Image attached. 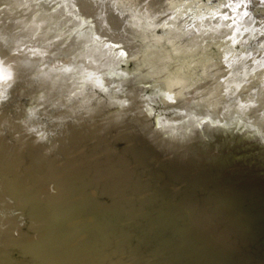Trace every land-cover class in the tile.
Returning a JSON list of instances; mask_svg holds the SVG:
<instances>
[{"label": "bare ground", "instance_id": "bare-ground-1", "mask_svg": "<svg viewBox=\"0 0 264 264\" xmlns=\"http://www.w3.org/2000/svg\"><path fill=\"white\" fill-rule=\"evenodd\" d=\"M36 1H38V0H36ZM41 1V0H40ZM46 2H48V0H45ZM51 1V0H50ZM53 1V0H52ZM199 0H193V2H191V1H187V0H64V4H63V7H61V8H59L58 6V8L59 9H52V10H48V9H46V10H48V11H43V10H41V8H43L44 9V5L43 6H41V4L42 3H39L40 4V6H39V4H38V6L37 5H34L33 3L35 2V0L33 1V0H0V16L2 17V20L1 21H4L5 23H6V25L8 26V27H11V30H9V32H10V34H9V36H7V37H9L10 39H11V41L10 42H8V41H5L6 40V38L7 37H5V38H3V37H0V38H2L3 40H4V42L3 43H1V39H0V86L1 85H6V84H9V85H13V87H15V90H16V88L18 89H20L19 91L20 92H18V96L20 97V95L22 96V95H27V96H29V98H30V103L32 102L33 103V101L34 102H36V99H37V101L38 100H40L39 98H36V99H34L35 98V96H34V94L35 93H38V94H42V95H40V96H42V98H41V102H39V104L40 103H46V104H48L47 105V108L50 106L49 104H51V102L53 101V100H51L53 97H51V99H47V101L48 100H51L50 101V103H47L46 102V100L45 101H42V99H45V98H43L45 95H46V93H44V92H41L40 93V91H43V90H46L45 88H47L46 86H48L51 82H54V84H55V88H56V86L59 88H62V90H63V93L64 94H68L69 93V96L70 97H72L73 98V96H75L76 95V97H78V96H81V95H83L84 93H87V88H86V86H84L85 85V83L84 82H86V81H84L83 83L84 84H80V83H78L80 80H78L80 77V75H84L86 72H88L87 71V68L85 69L86 71H84V72H81L82 71V68H83V70H84V68L86 67H83V66H81L80 68H81V70L79 69V66H78V69L80 70L79 72H81V73H78L79 75H75L74 77H72L71 75L69 76V69L68 68H70V66L72 65L73 66V62H77V61H74L73 59L71 60V59H60V61L59 60H55V57H53V56H49L48 58H51V59H53V63L51 64L52 66H50L49 68H45V70L44 71H42V73L41 74H39L38 76H31V78H29L30 77V75H32V74H28V70L25 68V70L24 69H22V66H21V68H20V64L24 61V60H29L30 58H28L27 56H30L29 54L31 53V51H28V50H31L33 47H34V45H32V44H30V43H28V42H24V41H19V37H21L22 38V36H21V34H20V31L22 30V29H20V31L18 30V29H16V28H18L15 24H13V22L12 21H14V19H12L13 18V15L15 14V15H18V17L17 18H21L22 19V22H23V24H27L28 22L29 23H34V25L33 26H36V27H43V26H46L47 27V23H57L58 24V26H61L60 28L62 29L63 27L65 28V30L67 29V28H73L75 25H76V27H74L75 28V31L74 32H76L77 34L80 32L79 30L80 29H82V30H84V35L82 36V38H85L88 42H90V45H91V43L94 45H91L92 47H95V49H97V50H99V49H109V50H111V51H117V52H119V53H121V54H123V56H125L129 61H131V63H132V67L130 66V64H127V65H129L128 66V68H126V70H124V72L126 73L125 75L127 76V78H128V80H129V82H131L132 84H134V86L136 87V89H138V90H142L141 92H143V91H146V90H148V92H150V93H155V92H158V91H162V92H165V91H167V90H174V91H185L186 90V92L187 91H196V90H203V89H205V88H207L208 87V89H209V85H211L212 87L213 86H220L223 90H225V92H229V94L231 93V94H238L239 92H242V91H244V92H251L252 93V91H254V88H256L255 89V91L253 92L254 93V99H256L257 101H259L260 102V105H261V108L264 106V17H258V19H256V20H251L250 19V16H251V18H252V15L254 14H250V13H252V10H251V8H250V6H249V4L250 3H252V4H255L256 6H257V8H256V10H258L260 7H262V6H264V0H224L222 3H221V5L219 6V9H210L211 11H212V13H211V11H210V13H194L193 11H194V9H195V7L196 8H198V6H200L201 4H200V2H198ZM33 2V3H32ZM43 2V1H42ZM59 2V1H58ZM201 2H202V0H201ZM44 3V2H43ZM54 3V2H53ZM56 3H57V1H56ZM62 3V2H61ZM200 5H199V4ZM54 6V5H53ZM202 6V5H201ZM46 8V7H45ZM53 8V7H52ZM49 9H50V5H49ZM208 10V9H207ZM209 12V11H208ZM193 13V17H194V19L192 20V22H190V20L188 19V16L190 15V14H192ZM248 14H250V16H248L249 17V21L248 20H246L245 18L247 17V15ZM4 15H7V17H4ZM262 16H264V11L262 12ZM10 17H12V18H10ZM246 21H248V22H246ZM17 23V22H16ZM37 23H40V25H38ZM37 24V25H36ZM19 25V24H18ZM21 25V24H20ZM54 25V24H53ZM56 25V24H55ZM16 26V27H15ZM23 26V25H22ZM28 27V26H27ZM55 27V26H54ZM23 28H24V26H23ZM58 28V27H57ZM56 28V29H57ZM24 30V29H23ZM22 30V32H24L23 33V36H24V34H25V31H23ZM29 30V29H28ZM57 31H59L58 29H57ZM62 32H64L63 30H62ZM36 33V32H35ZM83 33H79L80 35L81 34H83ZM27 34V33H26ZM25 34V35H26ZM61 34V33H60ZM74 36V35H73ZM57 37V36H56ZM61 37H62V35H61ZM66 37V36H65ZM78 37H80V36H78ZM35 38V37H34ZM66 38H68V37H66ZM26 39V38H25ZM65 39V38H64ZM79 39V38H78ZM61 40V39H60ZM68 40V39H67ZM84 40V39H83ZM249 40H251V41H253V42H258V43H260V45H259V47L260 48H262L263 50H257V49H255L254 51H252V52H242V53H238L237 51H236V47H237V45H240V44H244L246 41H249ZM45 41V40H44ZM63 41V40H62ZM76 41V40H75ZM52 42V41H51ZM69 42V41H68ZM67 42V43H68ZM78 42H80V41H78ZM86 42V41H85ZM69 43H71V42H69ZM77 43V42H76ZM34 44V43H33ZM60 44V43H59ZM72 44H75V43H72ZM71 44V45H72ZM78 44V43H77ZM83 44V43H82ZM85 44H87V43H85ZM78 45H80L81 46V44H78ZM88 45H89V43H88ZM57 46V45H56ZM67 46V45H66ZM70 46V45H69ZM68 46V47H69ZM79 46V47H80ZM86 46V45H85ZM212 46L213 47H215V48H217V50L219 51V52H223L224 53V57L223 58H221L219 61H217V62H215V60H213V59H211V60H208L205 56L207 55V54H209V50L212 48ZM51 47H53V46H51ZM76 47V46H75ZM82 47H84V46H81V48ZM71 48V47H70ZM74 48V47H73ZM73 48H71V49H73ZM88 48V47H87ZM86 48V49H87ZM34 49H36V47H34ZM40 49V48H39ZM57 49V48H56ZM69 49V48H68ZM77 51H78V49L77 48H75ZM90 49H92V48H90ZM51 50L52 49H50V53H52L51 52ZM83 50V49H82ZM102 50V51H103ZM38 51V50H37ZM53 51V50H52ZM55 52H56V50H54ZM58 51V50H57ZM69 51V50H68ZM88 51H89V49H88ZM92 51H94L93 49H92ZM114 51H113V53H114ZM40 52H42V51H40ZM75 52V51H74ZM73 52V53H74ZM85 52H86V50H85ZM98 52H100V51H98ZM109 52V51H108ZM91 53V52H90ZM112 53V52H111ZM116 53V52H115ZM108 54V53H107ZM116 54H118V53H116ZM116 54H115V56H116ZM36 55L38 56V55H40V53H39V51H38V53H36ZM58 56V55H57ZM118 56H120V55H118ZM76 57V56H75ZM110 57V56H109ZM111 57H113L112 55H111ZM122 57V56H121ZM193 58V59H195L194 61H196V63H193L192 65L190 64V62L188 63V65L190 64V71L192 70V68L193 67H197L198 68V65L201 67V68H203L202 70H205L204 72H203V74H201V76H197V74L196 75H193L192 73L190 74V71L188 72V73H185L184 71L187 69V67H186V69H184L183 68V66L185 67V65H183V63H185V60H184V62H183V60L182 61H180V63H176L177 61H176V59L177 58H179V59H184V58ZM84 58V57H83ZM107 58V57H106ZM188 58V59H189ZM44 59V58H43ZM112 59V58H111ZM116 59V58H115ZM124 59V62H127V61H125V58H123ZM210 59V58H209ZM83 60V59H82ZM118 60V59H117ZM119 60H120V58H119ZM49 61H50V59H49ZM52 61V60H51ZM81 61V60H80ZM79 61V62H80ZM105 61V60H104ZM187 61V60H186ZM189 61V60H188ZM187 61V62H188ZM111 62V61H110ZM10 63L12 64V66H9L10 65ZM18 63H19V65H18ZM78 63V62H77ZM76 63V64H77ZM103 63V62H102ZM117 63V62H116ZM75 64V63H74ZM75 64V65H76ZM70 65V66H69ZM74 65V66H75ZM77 65H79V64H77ZM175 65V66H174ZM186 65H187V63H186ZM172 66H174V67H176V69H177V71H176V73L174 74V75H170V73H169V71H170V68L172 67ZM76 67V66H75ZM77 68V67H76ZM75 68V69H76ZM112 68V71H116V70H114L113 69V67H111ZM117 68V67H116ZM123 68H125V67H123ZM22 69V70H21ZM71 69H72V67H71ZM91 69V68H90ZM101 69V68H100ZM26 71L27 70V74L29 75H26V76H28V78H26V79H24L23 81H20V82H18V80L17 79H20V77H21V79L23 78V75H25L24 73H22V71ZM123 70V69H122ZM195 70V69H194ZM188 71V70H187ZM186 71V72H187ZM197 71H198V69H197ZM196 71V72H197ZM31 72V71H30ZM94 72V71H93ZM32 73V72H31ZM113 73V72H112ZM90 74V73H89ZM98 74H100V73H98ZM106 74V73H105ZM169 74V77L167 78L166 76ZM103 75V74H102ZM109 75V74H108ZM115 75H116V73H115ZM118 75V74H117ZM25 76V77H26ZM98 76V75H97ZM104 76V75H103ZM112 76V75H111ZM114 76V75H113ZM112 76V77H113ZM112 77H109V80H111L110 78H112ZM101 78H102V76H101ZM205 78H210V79H212V82L211 81H209V83H207L208 82V80L207 79H205ZM82 79V78H81ZM106 79V78H105ZM123 79V78H122ZM159 79V80H158ZM162 79V80H161ZM204 79L205 80H207L206 82L204 81ZM112 80H117V77H116V79H112ZM88 81V80H87ZM94 81V80H93ZM118 81H120V79H118ZM48 82H50L48 85L46 84V83H48ZM82 82V81H81ZM121 82V81H120ZM128 82V83H129ZM86 83H89V82H86ZM111 83V82H110ZM119 83V82H118ZM33 84L35 85V84H37L38 86H37V89H38V92L36 91L37 89L35 88V90H33V91H31V89L29 88V89H26V86L28 87V86H33ZM90 84V83H89ZM114 84H116V83H114ZM255 84H257V86L255 87ZM51 85H53V84H51ZM51 85H50V87H51ZM119 85V84H118ZM123 85V87H124V84H122ZM103 86V85H102ZM129 86V85H128ZM127 86V87H128ZM13 87H12V89H13ZM48 88V89H51V88H53V86L51 87V88ZM89 87H92L90 90H95V86H93V85H88V88ZM108 87V86H107ZM120 87V86H119ZM126 87V86H125ZM130 87V86H129ZM7 88V87H6ZM99 88V87H98ZM214 88V87H213ZM105 89V88H104ZM103 89V90H104ZM125 89V88H124ZM127 89V88H126ZM125 89V90H126ZM215 89V88H214ZM218 89V88H217ZM59 90V89H58ZM61 90V89H60ZM90 90H88V91H90ZM108 90V89H107ZM212 90V89H211ZM221 90V89H220ZM5 91H7V90H5ZM35 91V92H34ZM50 91H52V90H50ZM76 91H77V93H76ZM110 91H111V89H110ZM119 91V90H118ZM128 91H129V89H128ZM137 91V90H136ZM180 91V92H181ZM216 91V90H215ZM219 91V90H218ZM15 92V91H14ZM34 92V94H33V98H31L30 97V95L32 96V93ZM52 92H55L54 91V88H53V91ZM51 92V93H52ZM57 92H59V91H56V93ZM66 92V93H65ZM96 92V91H95ZM102 92V91H101ZM115 92H117L116 90H115ZM132 92V91H131ZM135 92V91H134ZM133 92V93H134ZM140 92V91H139ZM139 92L137 93V96H138V94H139ZM172 92V91H171ZM186 92H183V93H186ZM191 92V93H192ZM194 92H193V94H194ZM208 92H210V91H208ZM20 93V94H19ZM43 93H44V96H43ZM62 93V94H63ZM114 93V92H113ZM125 93H126V91H125ZM127 93H129V92H127ZM144 93V92H143ZM161 93V92H160ZM166 93H168V92H166ZM165 93V94H166ZM173 93V92H172ZM177 93V92H176ZM189 93V92H188ZM200 93H202V92H200ZM217 93V92H216ZM215 93V94H216ZM221 93V92H220ZM222 93H224L223 91H222ZM10 94H11V92H10ZM47 94H49V92L47 93ZM60 94V93H59ZM58 94V95H59ZM90 94V93H89ZM110 94V93H109ZM116 94V93H115ZM119 94H120V92H119ZM118 94V95H119ZM142 94V93H141ZM175 94V93H174ZM177 94H180L179 92L177 93ZM197 94V93H196ZM211 94V93H210ZM225 94V93H224ZM51 95V94H50ZM56 95V94H55ZM54 94H52V96H55ZM78 95V96H77ZM98 95V94H97ZM101 95V94H100ZM103 95H105V94H103ZM154 95V94H153ZM181 95V94H180ZM179 95V96H180ZM182 95H184V94H182ZM181 95V96H182ZM185 95H187V93L185 94ZM184 95V96H185ZM202 95V94H201ZM226 95V94H225ZM228 95V94H227ZM226 95V96H227ZM6 96V95H5ZM17 96V95H16ZM48 95H46L45 97H47ZM62 96V95H61ZM124 97L126 96V95H123ZM143 96V95H142ZM145 96V95H144ZM168 96V95H167ZM173 96V99H174V95H172ZM171 96V97H172ZM178 96V95H177ZM183 96V97H184ZM189 96V95H188ZM229 96V95H228ZM237 96V95H236ZM246 96V95H245ZM249 95H247V98L246 99H244V98H242L241 96L240 97H236L237 98V103H242L243 105H247L246 103H247V101H249L250 102V100L249 99H251L252 97H248ZM4 97V96H3ZM15 97V96H14ZM13 97V98H14ZM36 97H38V96H36ZM83 97V96H82ZM113 97L114 96H111V94L110 95H107L106 94V97L104 98V99H99L97 96H96V94H94V93H92V94H90L88 97H84V99H83V102L81 103L80 101H78L80 104H81V106L79 105L77 108H75L76 110H77V112H76V114L73 116V115H71V117L70 116H68V118L66 117L65 119H64V117H65V115L66 114H69L70 113V111H69V113L67 112L68 111V109L66 110V112L67 113H63L62 115L59 113V110H58V112H57V114L56 115H54V113H53V111H52V113L50 114V112H49V114H50V116H47L46 115V117H48L49 118V121H47V123L44 121V123H46L48 126H47V128L46 127H43V129H44V131H42V130H39V131H42V133L40 134V132L39 131H36L35 129L36 128H34V130L36 131H34L35 133H39L40 135H42L41 137L42 138H40V140H39V138L38 137H36L37 136V134H36V136H35V134L34 135H32L31 134V131L30 130H32V127L35 125L34 124V122L33 123H31V124H34L33 126H30L29 124H27L25 127H26V129H28V126L31 128V129H29V131L30 132H26L27 134H31L30 136L33 138L31 141H35V140H39L40 141V144H38L39 143V141H36V144L38 145V148H37V146H34V148L36 147V149H32V152H31V150L29 149V147L30 146H28V145H26V146H28L27 148L26 147H23V150H24V148L28 151V150H30V152L31 153H29V151H28V153H25V156L21 159L20 157H22V156H17V155H15V156H17V157H19V159H21V161H19V159H17L15 156H12V154L14 155V153H13V151H16V149H15V146H14V148H12L13 149V151L10 149V151H12V154H11V152L10 151H8V152H6L7 150H8V146H9V143H7L8 145H6V144H4V143H6V142H4V143H2L4 140L6 141V139H4L3 140V138L1 139V137H0V139L1 140H3V141H1L0 142V150L1 149H5V145H6V147H7V149H5L6 151H0V160L2 161V163L0 162V209H1V213L3 214V217H5L6 219H8V220H6L7 222H6V224H7V226H6V228L7 229H9V228H11L12 227V225H13V223L16 221V220H13V219H11L12 217H10V218H8V216H9V214H11V212L13 211V209L16 207V206H22V207H26V206H28L29 204L31 205V204H34V205H36V204H38V203H40V202H42V204L45 202L46 204H47V197L48 198H53V197H55V199L57 200V201H59L58 199L60 198V200L62 199L63 201L66 199L67 200V204H69L70 202V200L68 201V199L67 198H74V196L76 195V191H77V196H75V197H77L78 198V196L80 195V193H78V191H82V188L84 189V187H82V186H80V187H82L81 188V190H80V188H79V186H78V190L76 189V187H77V184L79 183V181L77 182L76 181V183L75 182H70V184L69 185H71L72 183H74V184H76L75 186H74V184L73 185H71L69 188H67V186H69V185H65L66 187H64V188H67V189H70V188H72V186H74L75 187V192H73V193H75V194H73L71 191V193H72V195H74V196H72V197H70V195L68 194V191H66L64 188V191H66L67 192V195H66V192L64 193L66 196H62V195H64L63 193L58 197V198H56L60 193V190H59V187H60V184H62L63 185V182H68V179L67 180H65V179H62V176L64 177V175H62L63 173L62 172H64V171H62L61 172V169H62V159H61V161H59V159L60 158H64V156H66L64 159H68L67 158V155H69V151H70V156H71V158H72V161L73 162H71V161H68V160H65L66 161V163H67V161L68 162H70V163H67V164H69V165H67L66 166V170H65V168H63L66 172L64 173V174H66V175H68L69 173H70V169L72 168L71 166H70V164L71 163H73L72 164V166L74 165V162H75V166H77L76 165V163L79 165L78 166V168L79 169H76V174L78 175V176H82V175H80V174H84L86 171V169L85 170H83V172L82 173H79L80 172V170L81 169H83V168H88L89 169V171H94V170H99L100 168H101V170H100V174H104V175H101V176H103L102 177V179L104 180V177H106L107 175H110V174H108L107 173V170L111 167V166H113V167H117V165H119V166H121L120 164H118V163H120V162H122L123 163V161L124 162H126L127 163V165H129L128 164V162H129V160L127 161V160H124L125 158V156L124 157H122V154H125L126 153V156H128L130 153H131V150H130V152L128 151L129 149H123L122 148V150H117L118 148H116V146L114 147V145H113V140H114V138H115V134L116 133H114L113 134V132H112V130L115 128V131L116 130H118L119 129V127H120V131H121V125L123 126L122 127V129H125L126 131H127V134L126 135H129L130 137L131 136H133L132 137V139H135L134 137L135 136H137V135H135L134 136V134L133 133H136V134H138L139 132H140V134H141V132H143V133H145V134H147V135H143L144 137H149V138H153V139H156V141H159L160 139H162V137L161 136H164L165 134H166V136H167V133L166 132H168L167 130H169L167 127H166V125L168 126V125H170V120H166V121H164V119L161 117V118H159V119H155V121H153V123H150L151 121H149V115H151L152 114V112H154V110H156L157 109V111H159V108H157V107H159V106H157L159 103H160V101H159V103H156L155 101V103L157 104H151V103H149L148 102V104L146 103V104H137V105H135L134 107L133 106H130V107H128V108H122V107H120V108H118V109H115V110H113V108H114V106H115V103L114 102H116L117 100H115L114 101V99H113ZM136 97V96H135ZM141 97V96H140ZM140 97H138V103H139V100L141 99ZM148 97V96H147ZM210 97V96H209ZM232 97V96H231ZM5 98V97H4ZM12 98V97H11ZM60 98V97H59ZM62 99H63V97H61ZM69 97H67V99H68ZM115 98V97H114ZM119 98H121V97H119ZM130 98V97H129ZM140 98V99H139ZM156 98V97H155ZM167 98V101H168V97H165L162 101H165V99ZM179 98V97H178ZM186 98V97H185ZM195 98V97H194ZM211 98V97H210ZM209 98V99H210ZM221 98H223L222 97V95H221ZM233 98H235V97H233ZM31 99H33L32 101H31ZM55 99H56V97H55ZM149 99H152V98H149ZM184 99V98H183ZM218 99V98H217ZM8 100H11V99H8ZM23 100V99H22ZM76 101H77V99H75ZM74 100V101H75ZM81 100V99H80ZM122 100V99H121ZM120 100V101H121ZM137 100V99H136ZM135 100V101H136ZM144 100V99H143ZM158 100V99H157ZM170 100H172V99H170ZM175 100H177V99H175ZM175 100H172L174 103L176 102ZM191 100V99H190ZM198 100V99H197ZM196 100V101H197ZM214 100V99H213ZM212 100V101H213ZM220 100V99H219ZM224 100V99H223ZM226 100V99H225ZM232 100V99H231ZM55 101V100H54ZM53 101V103H55ZM58 101V100H57ZM69 100H67L66 102H68ZM73 101V100H72ZM82 101V100H81ZM126 101V100H125ZM131 101V100H130ZM141 101V100H140ZM145 101V100H144ZM143 101V102H144ZM152 101H153V99H152ZM151 101V102H152ZM194 101V100H193ZM212 101H210V102H212ZM222 101V100H221ZM251 101H252V99H251ZM255 101V100H254ZM4 102V101H3ZM9 102V101H8ZM29 102V101H28ZM59 102L61 103L62 101H60L59 100ZM65 101H63V103H64ZM69 102H71V99H70V101ZM77 102V103H78ZM142 102V101H141ZM146 102V101H145ZM171 102V101H170ZM172 102V103H173ZM187 102V101H186ZM228 102V101H227ZM248 102V103H249ZM21 103V102H20ZM20 103L18 102L17 104H19V106H20ZM26 103V102H25ZM30 103H29V105H30ZM37 103V102H36ZM36 103H33V105L31 104V108H35L36 107V109H37V107L38 106H40V105H38L37 106V104ZM44 103V104H45ZM53 103H52V105H53ZM59 103V105H61ZM72 103V102H71ZM121 103H122V101H121ZM124 103V102H123ZM130 103V102H129ZM171 103V105H173ZM177 103V102H176ZM199 103V102H198ZM203 103V102H202ZM245 103V104H244ZM252 103V102H251ZM251 103H249V104H251ZM257 102H255V104H256ZM15 104H16V102H15ZM24 104V103H23ZM27 104V103H26ZM56 104V105H55ZM54 105H55V107H54V109H56V108H59V106H57L58 104L57 103H55ZM66 104V103H65ZM69 104V103H68ZM130 104H133V103H130ZM135 104V103H134ZM193 104V103H192ZM195 104V103H194ZM212 104V103H211ZM232 104V103H231ZM258 104V103H257ZM13 105V104H12ZM42 105V104H41ZM159 105H162V109L163 108H165V110H170V111H172L171 109H170V107H169V105H168V108H166L167 106H165V107H163V104H159ZM164 105H167V104H165L164 103ZM178 105H180V104H178ZM226 105V104H225ZM3 106V105H2ZM19 106H15L14 108H13V110L14 111H16V113H18L17 114V116H19V120L17 119V123H18V121H20V115H19V112H21L20 111V108L21 107H19ZM23 106V105H22ZM62 106V105H61ZM64 106V105H63ZM72 106V105H71ZM71 106H69V107H71ZM74 106V105H73ZM72 106V110L74 109V107ZM177 106V105H176ZM236 106V105H235ZM249 106V105H248ZM254 106V105H253ZM25 107V106H24ZM30 107V106H29ZM52 106H50V108H51ZM68 107V108H69ZM179 107V106H178ZM181 107V106H180ZM187 107V106H186ZM219 107V106H218ZM239 107V106H238ZM240 107H242V105L240 106ZM38 108H42L41 106L40 107H38ZM43 108L45 109V107L43 106ZM65 108H67V107H65ZM161 108V107H160ZM177 108V107H176ZM196 108V107H195ZM207 108V107H206ZM211 108V107H210ZM237 108V107H236ZM243 108H247V107H243ZM254 108H255V106H254ZM253 108V109H254ZM256 108H257V106H256ZM260 108V107H259ZM7 109V108H6ZM9 109V108H8ZM11 109V108H10ZM28 109V108H27ZM43 109V110H44ZM52 109V108H51ZM71 109H69V110H71ZM178 109V108H177ZM182 109V108H181ZM183 109H185V108H183ZM218 109V108H217ZM252 109V108H251ZM252 109V110H253ZM258 109V108H257ZM257 109H255V111L257 110ZM31 110V109H30ZM29 109H28V111L26 112L25 110V112H23V113H25L26 115V117L28 118V116H27V114H28V112L30 111ZM39 110H41V109H39ZM47 110V109H46ZM46 110H45V112H46ZM50 110V109H49ZM72 110H71V112H72ZM161 110V109H160ZM168 110V111H169ZM175 110V109H174ZM173 110V111H174ZM201 110H202V107H201ZM241 110H242V108H241ZM246 110V109H245ZM12 111V110H11ZM37 111H38V109H37ZM42 111V110H41ZM40 111V112H41ZM61 111V110H60ZM63 111V110H62ZM162 111V110H161ZM180 111V110H179ZM185 111V110H184ZM197 111V110H196ZM2 112H4L3 110H2ZM1 111H0V130L2 129V128H6V131L7 132H9L10 131V133L12 132H14L15 130H16V128H14V126L16 127H18V125H16L17 123H15L16 121L14 120V118H15V116H13L12 115V112H11V114H8V113H10V112H8L7 114H5V115H3L4 113H2ZM31 112H33L32 110H31ZM34 112H35V114H37V112L35 111V109H34ZM34 112H33V115H34ZM39 112V111H38ZM192 112V111H191ZM207 112V111H206ZM222 112V111H221ZM257 112V111H256ZM258 112H259V110H258ZM15 113V114H16ZM23 113H20V114H23ZM30 113V112H29ZM42 113H43V111H42ZM62 113V112H61ZM73 113V112H72ZM155 113H156V111H155ZM166 113V112H165ZM175 113H176V111H175ZM185 113H187V112H185ZM215 113H217V111L215 112ZM226 113V112H225ZM237 113V112H236ZM238 113H239V111H238ZM246 113V112H245ZM250 113H252V111L250 112ZM264 113V112H263ZM262 113V114H263ZM41 114V113H40ZM39 113L37 114V115H40ZM45 114H48L47 112L45 113ZM71 114V113H70ZM158 114V113H157ZM163 114V113H162ZM161 114V115H162ZM180 114V113H179ZM202 114V113H201ZM228 114V113H227ZM231 114V113H230ZM235 114V113H234ZM258 114V113H257ZM262 114L260 115L261 117H262ZM30 115H32V113H30ZM61 115V116H60ZM166 115V114H165ZM177 115V114H176ZM184 115V114H183ZM196 115V114H195ZM238 115V114H237ZM24 116V114L21 116L22 118H24L23 117ZM143 116V117H142ZM177 116H179V115H177ZM181 116V115H180ZM203 116V115H202ZM208 116V115H207ZM210 116V115H209ZM217 116V115H216ZM239 116V115H238ZM260 116H259V119H260ZM29 117H31V116H29ZM39 116H37V118H38ZM41 117V116H40ZM43 117V116H42ZM44 117H45V115H44ZM183 116H181L180 118H182ZM191 117V116H190ZM189 117V118H190ZM229 117V116H228ZM231 117V116H230ZM235 117V116H234ZM255 117H256V114H255ZM263 117H264V114H263ZM17 118V117H16ZM27 118H26V120H27ZM36 118V119H37ZM195 118V117H194ZM200 118V117H199ZM46 119V118H45ZM153 118H151V120H152ZM166 119V118H165ZM170 119V118H169ZM172 119V118H171ZM176 119V118H175ZM178 119H179V117H178ZM184 119V118H183ZM209 119V118H208ZM233 119V118H232ZM256 119V118H255ZM263 119V118H262ZM22 120H24V119H22ZM182 119H180V121H181ZM187 120V119H186ZM185 120V121H186ZM189 120V119H188ZM198 120V119H197ZM220 120V119H219ZM258 120V119H257ZM168 121V122H167ZM173 121V120H172ZM184 121V122H185ZM190 121V120H189ZM207 121V120H206ZM228 121V120H227ZM230 121V120H229ZM232 121H234V120H232ZM237 121V120H236ZM239 121V120H238ZM248 121V120H247ZM176 122V121H175ZM183 122V121H182ZM183 122V123H184ZM188 122V121H187ZM191 122V121H190ZM218 122V121H217ZM221 122V121H220ZM262 122V121H261ZM264 122V121H263ZM19 123H21L20 125H22V122L20 121ZM18 123V124H19ZM25 123V121L23 122V124ZM36 123V122H35ZM174 123V122H173ZM202 123V122H201ZM241 123V122H240ZM247 123V122H246ZM253 123V122H252ZM37 124V123H36ZM188 124H190V123H188ZM193 124V123H192ZM195 124V123H194ZM193 124V125H194ZM198 124V123H197ZM227 124H228V122H227ZM25 125V124H24ZM41 125V124H40ZM171 125H172V123H171ZM191 125V124H190ZM240 125V124H239ZM251 125H253V124H251ZM250 125V126H251ZM23 126V125H22ZM21 126V127H22ZM37 125H35V127H36ZM44 126V125H43ZM104 127V128H102V127ZM174 126H175V124H174ZM180 126V125H179ZM185 126H187V124H185ZM192 126V125H191ZM196 126V125H195ZM215 126V125H214ZM218 126V125H217ZM220 126H221V124H220ZM223 126V125H222ZM226 126V125H225ZM232 126H234V124L232 125ZM20 127V126H19ZM21 127L19 128V130L21 129ZM24 127V126H23ZM22 127V128H23ZM24 127V128H25ZM39 127V126H38ZM183 127V126H182ZM192 127H194V126H192ZM191 127V128H192ZM198 127V126H197ZM207 127V126H206ZM238 127V126H237ZM236 127V128H237ZM242 127V126H241ZM13 128L15 129L14 131H13ZM41 129H42V127H40ZM40 128H38V129H40ZM105 128H107L106 130H107V132H108V130H110L111 128H113L112 130H111V133L113 134V136H114V138H109L108 137V135L109 134H107V132L105 131ZM117 128V129H116ZM173 127H171L170 129H172ZM181 128V127H180ZM190 128V127H189ZM200 128H201V126H200ZM199 128V129H200ZM215 128V127H214ZM218 128V127H217ZM251 128V127H250ZM250 128H249V130H250ZM103 129H104V131H103ZM167 129V130H166ZM175 129V128H174ZM182 129V128H181ZM186 129V128H185ZM196 129V128H195ZM247 129V128H246ZM260 129V128H259ZM18 130V129H17ZM16 130V131H17ZM188 130V129H187ZM192 130V129H191ZM198 130V129H197ZM219 130V129H218ZM222 130V129H221ZM245 130V129H244ZM254 131H255V129H253ZM33 131V130H32ZM119 131V130H118ZM117 131V132H118ZM139 131V132H138ZM175 131V130H174ZM177 131V130H176ZM195 131V130H194ZM201 131V130H200ZM206 131V130H205ZM204 131V132H205ZM212 131V130H211ZM216 131V130H215ZM223 131V130H222ZM225 131V130H224ZM253 131V132H254ZM259 131V130H258ZM110 132V131H109ZM108 132V133H109ZM122 132V134H123V130L121 131ZM128 132H129V134H128ZM181 132V131H180ZM229 132V131H228ZM251 132V131H250ZM16 133V132H15ZM23 133V132H22ZM26 133H24V136H25V138H24V140H23V138L20 136V138H18V140L20 139V141H18V142H16V144L14 143L13 145H17V143H20L19 145H21V141H24L25 142V139L26 140H29L30 138L28 137H26V136H29V135H26ZM107 135H106V134ZM120 133V132H119ZM124 133H126V132H124ZM130 133H131V135H130ZM176 133H179V132H176ZM176 133H174L175 135H176ZM184 133V132H183ZM188 133H189V130H188ZM202 133V132H201ZM206 133V132H205ZM213 133H214V130H213ZM222 133V132H221ZM220 133V134H221ZM225 133H227V132H225ZM231 133V132H230ZM245 133V132H244ZM133 134V135H132ZM164 134V135H163ZM198 134V133H197ZM228 134V133H227ZM239 134V133H238ZM254 134V133H253ZM258 134V133H257ZM17 135V134H16ZM19 135H23V134H19ZM120 135V134H119ZM118 135V136H119ZM189 136L191 135V134H188ZM226 135V134H225ZM233 135V134H232ZM240 135V134H239ZM242 135V134H241ZM245 135V134H244ZM14 136V135H13ZM12 136V138H17L18 137V135H17V137L15 136V137H13ZM34 136L37 138V139H35L34 138ZM44 136V137H43ZM122 136V138H124V135H121ZM128 136V137H129ZM141 136V135H140ZM177 136V135H176ZM184 136V135H183ZM201 136V135H200ZM210 136V135H209ZM228 136H229V134H228ZM246 136H247V134H246ZM120 137V136H119ZM126 137V136H125ZM130 137H129V139L126 137V139H124L126 142L129 140L130 141ZM188 137V136H187ZM191 137V136H190ZM203 137V136H202ZM250 137V136H249ZM256 137V136H255ZM117 138V137H116ZM141 138H143L142 136H141ZM167 138V137H166ZM197 138V137H196ZM201 138V137H200ZM200 138H199V140H200ZM217 138V137H216ZM218 138H219V136H218ZM227 138V137H226ZM243 138V137H242ZM22 139V140H21ZM119 140H120V138H118ZM117 139V140H118ZM128 139V140H127ZM136 139H139V138H136ZM152 139V141H154ZM183 139V138H182ZM198 139V138H197ZM223 139V138H222ZM253 139V138H252ZM13 140H15V141H17V139H13ZM180 140V139H179ZM186 140H187V138H186ZM203 140V139H202ZM205 140V139H204ZM208 140V139H207ZM221 140V139H220ZM238 140H240V139H238ZM33 141V142H34ZM113 141V142H112ZM121 141V140H120ZM124 141V142H125ZM127 142V144H129L130 142ZM137 141V140H136ZM135 140H134V142H136ZM151 141V142H152ZM155 141V142H156ZM160 141H162V140H160ZM159 141V142H160ZM182 142H183V140H181ZM180 141V142H181ZM201 141V140H200ZM237 141V140H236ZM245 141V140H244ZM11 142H13V141H11ZM27 142V141H26ZM91 142H93L94 143V146L92 145V147H89V146H87V144L88 143H90V144H92ZM122 142V141H121ZM133 142V141H132ZM159 142H157V144L159 143ZM174 142H175V140H174ZM179 142V141H178ZM181 142V143H182ZM185 142V141H184ZM187 142V141H186ZM198 142V141H197ZM218 142H219V140H218ZM217 142V143H218ZM221 142V141H220ZM86 143V144H85ZM115 143V142H114ZM153 143V142H152ZM151 143V144H152ZM189 143V142H188ZM199 143V142H198ZM215 143V142H214ZM234 143H235V141H234ZM259 143V142H258ZM23 144V143H22ZM31 144V143H30ZM33 144H35V143H33ZM33 144L31 145L32 147H33ZM35 144V145H36ZM116 144V143H115ZM131 145H132V143H130ZM135 144V143H134ZM134 144H133V147H134ZM153 144H155V143H153ZM179 144V143H178ZM11 145H12V143H11ZM177 145V144H176ZM188 145V144H187ZM186 145V146H187ZM211 145H212V143H211ZM234 145V144H233ZM119 146V145H118ZM125 146V145H124ZM159 146V145H158ZM179 146V145H178ZM181 146V145H180ZM189 146V145H188ZM216 146H218V144L216 145ZM223 146V145H222ZM220 147V148H226V147ZM236 146V145H235ZM84 147V149H82ZM192 147H194V146H192ZM247 147V146H246ZM19 148V147H18ZM18 148H17V150H18ZM79 148H81L82 150H81V152L78 150ZM116 148V149H115ZM125 148H127V147H125ZM138 148V147H137ZM176 148V147H175ZM181 148V147H180ZM186 148V147H185ZM190 148V147H189ZM219 148V149H220ZM231 148V147H230ZM233 148V147H232ZM240 148H241V146H240ZM91 150L92 152H90V153H84L85 152V150ZM120 149V148H119ZM131 149H132V147H131ZM135 148H133L132 150H134ZM142 149V148H141ZM155 149V148H154ZM164 149V148H163ZM218 149V150H219ZM235 149V148H234ZM233 149V150H234ZM246 150H247V148H245ZM249 149V148H248ZM76 150H78V151H76ZM128 151V155H127V151ZM144 150V149H143ZM177 150H178V147H177ZM187 150V149H186ZM191 150V149H190ZM190 150L188 151V153L190 152ZM221 150V149H220ZM225 150V149H224ZM227 150H228V148H227ZM226 150V151H227ZM239 150V149H238ZM138 151H139V148H138ZM152 151V150H151ZM183 151V150H182ZM236 151V150H235ZM251 151V150H250ZM78 152V153H77ZM133 152L134 151H132V153H131V155H133ZM141 152V151H140ZM156 152H157V150H156ZM155 152V153H156ZM167 152V151H166ZM173 152V151H172ZM186 151H184V153H185ZM217 152V151H216ZM220 152V151H219ZM246 152V151H245ZM23 153H24V151H23ZM23 153H20V155L22 154V155H24ZM135 153V152H134ZM137 153V152H136ZM187 153V152H186ZM185 153V154H186ZM201 154H202V152H200ZM225 153V152H224ZM228 153V152H227ZM141 154H142V152H141ZM146 154V153H145ZM153 155H154V152L152 153ZM151 154V156L153 157V155ZM157 154V153H156ZM155 154V155H156ZM194 154V153H193ZM223 154V153H222ZM221 154V155H222ZM226 154V153H225ZM229 154V153H228ZM264 154V153H263ZM167 155H169V154H167ZM190 155H192V154H190ZM200 155V154H199ZM246 155V154H245ZM121 156V158L122 159H120L119 157ZM140 156V155H139ZM181 156V155H180ZM186 156V155H185ZM188 156H189V154H188ZM187 156V157H188ZM195 156V155H194ZM203 156V155H202ZM215 156V155H214ZM226 156V155H225ZM233 156V155H232ZM52 157H54L53 158V160L51 159ZM177 157V156H176ZM184 157V156H183ZM191 157V156H190ZM200 157V156H199ZM212 157H213V155H212ZM217 157V156H216ZM243 157V156H242ZM116 158H119L120 160L118 161V160H115V164L114 163H112V159H116ZM124 158V159H123ZM129 158H131L130 156H129ZM133 158V157H132ZM143 158V157H142ZM141 158V159H142ZM174 158V157H173ZM185 158V157H184ZM183 158V159H184ZM193 158V157H192ZM215 158V157H214ZM260 158V157H259ZM15 159H16V161H17V163L15 162ZM156 159H157V157H156ZM180 159H181V157H180ZM188 159H189V157H188ZM187 159V160H188ZM194 160L196 159V158H193ZM131 160V159H130ZM155 160V159H154ZM175 160H177V159H175ZM190 160V159H189ZM38 161H41L42 163H41V165L39 166V167H37L36 165H37V163H38ZM50 161H52L53 163L51 164V162ZM56 161H59V163L60 164H56L55 162ZM64 160H63V162H65ZM133 161V160H132ZM131 161V162H132ZM137 161V160H136ZM140 160H138V162H139ZM173 161H174V159H173ZM193 161V160H192ZM192 161H190V163L192 162ZM197 161V160H196ZM50 162V163H49ZM134 162V161H133ZM141 162V161H140ZM153 162V161H152ZM176 162V161H175ZM182 162H184V160L182 161ZM199 162V161H198ZM203 162V161H202ZM202 162H201V164H202ZM26 163H29V165L28 166H24ZM66 163L64 164L63 163V165H66ZM97 163V164H96ZM110 163H112V164H110ZM161 163V162H160ZM196 163V162H195ZM195 163H194V166H195ZM209 163V162H208ZM213 163H214V161H213ZM53 164H56V167H54V165ZM131 164V163H130ZM133 164H135V163H133ZM147 164V163H146ZM193 164V163H192ZM200 164V163H199ZM207 164V163H206ZM58 165V166H57ZM61 165V166H60ZM84 166L83 168H81L80 169V166ZM111 165V166H110ZM139 165V164H138ZM141 165V164H140ZM178 165H179V163H178ZM177 165V166H178ZM183 165H184V163H183ZM71 167L70 169H69V171L67 170V168H69V167ZM86 166V167H85ZM180 166V165H179ZM186 166V165H185ZM189 166H191L190 164H189ZM65 167V166H64ZM131 168V166H127V168ZM132 167H134L133 165H132ZM149 167V166H148ZM184 167V166H183ZM215 167V166H214ZM164 168V167H163ZM185 168V167H184ZM195 168V167H194ZM193 168V169H194ZM198 168V167H197ZM207 168V167H206ZM209 168V167H208ZM73 169H74V167H73ZM72 169V170H73ZM113 169H115V168H110L109 170H113ZM120 169V168H119ZM135 169V168H134ZM134 169H132V170H134ZM149 169H151V168H149ZM175 169H176V167H175ZM189 169V168H188ZM203 169H204V167H203ZM203 169L201 170V172L203 171ZM72 170H71V172H72ZM108 170V171H109ZM123 170V169H122ZM121 170V171H122ZM126 170V169H125ZM131 170V169H130ZM131 170V171H132ZM141 170V169H140ZM154 170V169H153ZM172 170V169H171ZM174 170V169H173ZM183 170V169H182ZM185 170H187V169H185ZM192 170V169H191ZM197 170V169H196ZM67 171H68V173H67ZM85 171V172H84ZM88 171V172H89ZM106 171V175H105V172ZM124 171V170H123ZM127 172L129 171V169L128 170H126ZM142 171V170H141ZM140 171V172H141ZM149 171H151V170H149ZM190 171V170H189ZM194 171V170H193ZM192 171V172H193ZM74 172V171H73ZM99 172V171H98ZM111 172V171H110ZM120 172V171H119ZM135 172H136V170H135ZM143 172V171H142ZM145 172V171H144ZM174 172H176V171H174ZM178 172V171H177ZM180 172V171H179ZM197 171H195L194 172V174L196 173ZM200 172V173H201ZM214 172V171H213ZM74 173V174H75ZM87 173V172H86ZM86 173H85V175H86ZM93 174H94V172H92ZM123 173V172H122ZM152 173H154V172H152ZM171 173V172H170ZM183 173H184V170H183ZM87 174H89V173H87ZM97 174V176H98V173H96ZM99 174V175H100ZM114 174H117V173H115L114 172ZM135 174V173H134ZM144 174V173H143ZM178 174V173H177ZM71 175V174H70ZM90 175V174H89ZM119 175V174H118ZM128 175V174H127ZM129 175H131V174H129ZM137 175H139V174H137ZM147 174H145L144 176H146ZM150 176L152 175V174H149ZM184 175V174H183ZM71 176H75V175H71ZM88 176V175H87ZM87 176H85V178L87 177ZM101 176H99L100 178H101ZM117 176V175H116ZM122 176V175H121ZM125 176V175H124ZM133 176V178H134V175H132ZM191 176H193V174L192 175H190V177ZM83 178H84V175L82 176ZM109 177H111V176H109ZM108 177V178H109ZM120 177V176H119ZM126 177V176H125ZM124 177V178H125ZM137 177V176H136ZM143 176L141 175V178H142ZM147 177H149V176H147ZM167 177V176H166ZM92 178V177H91ZM113 178V180L115 179V177H112ZM111 178V179H112ZM144 178V177H143ZM152 178H153V176H152ZM71 179V178H70ZM76 179H77V177H76ZM78 179H80V178H78ZM87 180H89L90 178H86ZM101 179V180H102ZM110 179V180H111ZM120 179H122L121 177H120ZM120 179L118 180V182L120 181ZM148 179V178H147ZM62 180H64V181H62ZM97 180V179H96ZM124 180V179H123ZM123 180H121V181H123ZM155 180V179H154ZM61 181H62V183H61ZM69 181H71V180H69ZM81 181H85L84 179L83 180H80V182ZM89 181H92V180H89ZM89 181H86L87 183H85V182H83V183H85V184H87L86 185V187L88 186H92V184H93V181L92 182H90L91 184L89 185ZM99 181V180H98ZM125 181V180H124ZM123 181V182H124ZM127 181H128V179H127ZM158 181V180H157ZM180 181V180H179ZM59 182H60V184H59ZM97 182V181H96ZM100 182V181H99ZM103 182V181H102ZM117 182V181H116ZM114 183L113 185H114V187L116 186V184L117 183ZM129 182V181H128ZM159 182V181H158ZM162 182V181H161ZM163 182H164V180H163ZM162 182V183H163ZM82 183V182H81ZM81 183H79V184H81ZM82 183V184H83ZM113 183V181L111 182V184ZM151 183V182H150ZM195 183V182H194ZM67 184V183H66ZM94 184H95V181H94ZM93 184V187L94 186H96V185H98L97 183H96V185H94ZM100 184H101V182H100ZM110 184V185H111ZM121 184V183H120ZM152 185H154L153 184V180H152V183H151ZM161 184V183H160ZM180 184V183H179ZM201 184V183H200ZM61 185V186H62ZM107 185V184H106ZM118 186H120L119 185V183L117 184ZM149 184H147L146 186H148ZM158 185V184H157ZM162 185V184H161ZM177 185V184H176ZM83 186H84V184H83ZM101 186H104V187H100L99 185L98 186H96V187H100V188H105V185L103 184V185H101ZM109 186V185H108ZM74 187L72 188V189H74ZM92 187V188H93ZM107 187V186H106ZM111 186H109L108 187V189L110 188ZM184 187H185V185H184ZM138 188V186L136 187V189ZM142 188V187H141ZM150 188V187H149ZM161 188H162V186H161ZM182 188V187H181ZM60 189H62V188H60ZM72 189H70V190H72ZM88 189V188H87ZM89 189H90V187H89ZM100 190L101 191V194H105V192H107V191H104V190ZM107 189V188H106ZM105 189V190H106ZM121 189V188H120ZM131 189V188H130ZM135 189V188H134ZM136 189H135V191H136ZM138 189H140V187L138 188ZM165 189V188H164ZM178 189V188H177ZM180 189V188H179ZM95 190V189H94ZM118 190H119V188H118ZM147 190V189H146ZM155 190V189H154ZM158 190H159V188H158ZM155 191L156 193L157 192H160V191ZM166 190V189H165ZM175 190V189H174ZM174 190H172V191H174ZM181 190V189H180ZM188 190V189H187ZM73 191V190H72ZM84 191V190H83ZM103 191H104V193H103ZM109 191V190H108ZM116 191H117V189H116ZM115 191V192H116ZM130 191V190H129ZM142 191V190H141ZM164 191V190H163ZM171 191V190H170ZM169 191V192H170ZM171 191V192H172ZM182 191V190H181ZM62 192V191H61ZM95 192L97 193L98 192V190H95ZM113 192H114V190H113ZM174 192H176V191H174ZM70 193V194H71ZM88 193H90L89 191H88ZM93 193V192H92ZM91 193V194H92ZM110 193V192H109ZM137 193H138V191H137ZM165 193V192H164ZM173 193V192H172ZM172 193H170V194H172ZM176 193H178V191L176 192ZM94 194V193H93ZM101 194H98V195H100L101 196ZM111 194H112V192H111ZM121 194H122V192H121ZM124 195L123 196H125V193H123ZM158 194H160V193H158ZM158 194H156L157 196H158ZM50 195H51V197H50ZM53 195V196H52ZM118 195V194H117ZM133 195V194H132ZM156 195H154V196H156ZM173 195V194H172ZM174 195H175V193H174ZM181 195V194H180ZM63 198H62V197ZM83 196V195H82ZM82 196L80 195V197H81V199H83L84 197L85 198H88V196H83V198H82ZM104 196V195H103ZM120 195H118V196H116V197H119ZM127 196V195H126ZM131 196V195H130ZM153 196V197H154ZM162 196H164V195H162ZM169 196V195H168ZM176 196H177V194H176ZM217 196V195H216ZM66 197V198H65ZM94 197V196H93ZM111 197H113V196H111ZM115 197V198H116ZM136 197H137V194H136ZM165 197H167V195L165 196ZM172 197V196H171ZM170 197V198H171ZM175 197V196H174ZM177 197H179V196H177ZM200 197V196H199ZM219 197V196H218ZM65 198V199H64ZM90 199H89V201H91L92 203H93V201L92 200H94L92 197H89ZM92 198V199H91ZM97 198V197H96ZM100 198V197H99ZM98 198V199H99ZM123 198V197H122ZM168 198V197H167ZM176 198V197H175ZM118 199V198H117ZM120 199V198H119ZM132 199V198H131ZM138 199V198H137ZM147 199V198H146ZM185 199V198H184ZM184 199H182L183 200V202L185 201ZM51 200H53L52 201V203L50 202V204H53L55 201H54V198L53 199H51ZM61 200V201H62ZM65 200V201H66ZM122 200V199H121ZM126 200V199H125ZM147 200H151V199H147ZM167 200V199H166ZM171 201V199H168L167 201ZM181 200V199H180ZM188 200V199H187ZM241 200V199H240ZM48 201H50L49 199H48ZM65 201L64 202H58V203H60V205L59 204H57V205H59V207L61 208V205L64 207V205H63V203L66 205V203H65ZM73 201V200H72ZM83 203H84V201H85V203H87L86 202V199L84 200H81ZM88 201V202H89ZM111 201H112V199H111ZM139 201V200H138ZM137 201V202H138ZM141 201V200H140ZM164 201V200H163ZM192 201H194V200H191V203H192ZM90 202V203H91ZM96 202V201H95ZM94 202V203H95ZM117 202H118V200H117ZM121 202V201H120ZM119 202V203H120ZM123 202H124V200H123ZM131 202H133V200L131 201ZM143 202H145V201H143ZM148 202V201H147ZM154 202H156V201H154ZM175 202V201H174ZM178 202V201H177ZM182 202V201H181ZM185 202H187V201H185ZM185 202H184V204H185ZM188 202H189V200H188ZM196 202V201H195ZM194 202V203H195ZM238 202V201H237ZM57 203V202H56ZM74 203V202H73ZM73 203H72V205H73ZM98 203V202H97ZM92 204V206H95V205H101V202H99V204ZM112 203V202H111ZM118 203V204H119ZM135 203V202H134ZM133 203V204H134ZM158 203H160V202H158ZM172 203V202H171ZM179 203V202H178ZM71 204V203H70ZM108 204V203H107ZM122 204V203H121ZM125 204V203H124ZM123 204V206H126V205H124ZM152 204H153V202H152ZM167 204V203H166ZM165 204V205H166ZM170 204V203H169ZM176 204V203H175ZM180 204V203H179ZM199 204V203H198ZM197 204V205H198ZM30 205H29V207H30ZM34 205H31V207H30V209L32 210L29 214H20V213H18L19 214V216H18V218H14V219H17V221L18 222H20V220H21V222L26 218V217H28V218H30L31 220H32V222H34L36 219V221H35V223H34V225L33 226H31V227H33L34 229L33 230H36V232H34V233H36V237H37V235L39 236V230L40 229H42L43 227L44 228H46L47 227V220L46 221H44V223H45V225H46V227L43 225V223H42V217H40V215H41V213L44 215V217H45V211L44 212H41V209L42 208H45L46 209V207H48V206H46L45 205V207H44V205H42L43 207L42 208H40L39 206V204H38V206L36 207V208H38L39 207V209H40V212H38L37 210L35 211V209L36 208H34L35 206ZM56 204L54 203V206H52V205H49L50 206V209H51V207H52V211L54 210L53 209V207L55 208L56 206H55ZM78 205V204H77ZM76 205V206H77ZM79 205H81V202H80V204ZM105 205H106V203H105ZM110 205V204H109ZM112 205H115V204H112ZM112 205H111V207H112ZM120 205V204H119ZM129 205H130V203H129ZM132 205V204H131ZM134 205H136V204H134ZM133 205V206H134ZM162 205V204H161ZM160 205V206H161ZM171 205V204H170ZM183 205V204H182ZM187 205V204H186ZM264 205V204H263ZM34 206V207H33ZM67 206V205H66ZM65 206V207H66ZM81 206H84V207H80V209L81 208H83L84 210L85 209H87V208H85V206H86V204H82ZM91 204H89V206H88V208H90L91 209ZM107 206L108 205H106V207H104V202H103V205H101V207L103 208L104 207V209L105 210H103V211H106V209H107ZM122 206V207H123ZM140 206V205H139ZM154 206V205H153ZM169 206V205H168ZM176 206V205H175ZM174 206V207H175ZM190 206V205H189ZM207 206V205H206ZM22 207H21V209H22ZM99 207V206H98ZM98 207H96V208H98ZM101 207H100V209H101ZM115 208H116V206H114ZM121 207V206H120ZM143 207H144V205H143ZM264 207V206H263ZM58 208V206L55 208V210ZM67 208H68V206H67ZM78 208V207H77ZM77 208H75L76 210H77ZM94 208V207H93ZM113 208V207H112ZM112 208H111V210H112ZM114 208V209H115ZM126 209L128 208V205L125 207ZM130 208V207H129ZM133 208V207H132ZM132 208H130L129 210L127 209V211H126V209H125V211L126 212H129ZM134 208H136L135 206H134ZM133 208V209H134ZM147 208H148V205H147ZM152 208V207H151ZM160 208V207H159ZM166 208H167V206H166ZM180 209H181V207H179ZM208 208V207H207ZM47 209H49V207L47 208ZM46 209V210H47ZM62 209V208H61ZM61 209H57L58 211L59 210H61ZM73 209V208H72ZM117 209H118V207H117ZM133 209L131 210L133 213H134V211L135 210H137V209H140V208H136V209H134V211H133ZM153 209V208H152ZM162 209V208H161ZM156 210L157 211V214L156 215H159L158 213H161L160 211H164L165 209H163V210ZM168 209V208H167ZM175 209H177V208H175ZM189 209V208H188ZM57 210H56V212H57ZM66 210V209H65ZM71 210V209H70ZM95 210H99V209H95ZM108 210H110V208L108 209ZM119 210V209H118ZM117 210V211H118ZM141 210V209H140ZM155 210V209H154ZM153 210V211H154ZM178 210V209H177ZM187 210V209H186ZM186 210H184V212L185 213H188V210L186 211ZM209 210V209H208ZM42 211H43V209H42ZM49 211H51V210H48L47 212H49ZM86 211V210H85ZM100 211V210H99ZM152 211V210H151ZM156 211H154V214L156 213ZM159 211V212H158ZM172 211H173V208H172ZM176 211V210H175ZM262 211H264V209L262 210ZM261 211V212H262ZM46 212V213H47ZM56 212H54V213H56ZM80 212V211H79ZM82 212H83V214L85 213L83 210H82ZM89 212H94V211H89ZM119 212V211H118ZM121 212V211H120ZM136 212V211H135ZM174 212V211H173ZM181 212V211H180ZM180 212H176V213H180ZM190 212V211H189ZM192 212V211H191ZM207 212V211H206ZM217 212V211H216ZM257 212V211H256ZM260 212V213H261ZM39 213V214H38ZM50 213V212H49ZM58 213V212H57ZM56 213V214H57ZM62 213H63V211H62ZM67 213H70V211L69 212H67ZM72 213V212H71ZM88 213V212H87ZM106 213H107V211H106ZM108 213H109V211H108ZM110 213H112V212H110ZM109 213V214H110ZM114 213V212H113ZM123 214H124V212H122ZM132 213V214H133ZM145 213V212H144ZM152 213V212H151ZM162 213H164V212H162ZM263 213V212H262ZM73 214H74V212H73ZM73 214H70V215H72V218L74 217H76L77 215H78V213H76L77 215H73ZM83 214H81V215H83ZM100 213H98L97 214V217H99L100 215H99ZM102 214H103V212H102ZM119 214H121V213H119ZM128 214H131V213H128ZM153 214V215H154ZM175 214V213H174ZM60 215H62L61 213H60ZM67 215H69V214H67ZM66 215V216H67ZM85 215H87V214H85ZM85 215H83L84 216V218L86 217ZM88 215H90V213H88ZM99 215V216H98ZM106 215V214H105ZM105 215H103L102 216V218L103 217H105ZM124 215H126V214H124ZM134 215V214H133ZM161 216H162V214H160ZM159 215V216H160ZM180 215V217H182L181 215L182 214H179ZM185 214H183V216H184ZM193 215V214H192ZM191 215V216H192ZM195 215V214H194ZM2 216V215H1ZM16 216V217H17ZM51 216L53 217L54 215H53V213H51L50 214V218H51ZM56 216V215H55ZM54 216V217H55ZM58 216H59V214H58ZM63 217L65 216V213H64V215H62ZM80 216V215H79ZM78 216V217H79ZM83 216H82V218H83ZM91 216L92 215H90V218H91ZM95 216V220L97 221V219H96V215H94ZM117 216H119L118 214H117ZM123 216V215H122ZM131 216V215H130ZM152 216V215H151ZM159 216H157V218L156 219H159L160 217ZM169 216H170V214H169ZM175 216V215H174ZM187 216V215H186ZM186 216H184V218L186 217ZM199 216V215H198ZM262 216H264V215H262ZM261 216V217H262ZM63 217H59V218H57L58 220H62V218ZM70 217V219H71V216H69ZM68 216H67V219L69 218ZM110 217H112V216H110ZM123 217H125V216H123ZM149 217V216H148ZM154 216H152V218H153ZM163 217V216H162ZM162 217H161V219H162ZM171 217V216H170ZM193 217V216H192ZM36 218V219H35ZM48 218V217H47ZM49 218V219H50ZM65 218V217H64ZM64 218H63V220H64ZM77 218V217H76ZM101 218V217H100ZM100 218H99V222H100ZM102 218H101V220H102ZM107 218H108V214H107ZM141 218H142V216H141ZM173 218V217H172ZM177 218V217H176ZM175 218V219H176ZM178 218H179V216H178ZM190 218V217H189ZM209 218V217H208ZM259 218H260V216H259ZM1 219V218H0ZM11 219V220H10ZM45 219V218H44ZM48 219V220H49ZM55 219V218H54ZM66 219V218H65ZM66 219V220H67ZM70 219H68L70 222L72 221V220H70ZM79 219V218H78ZM77 219V220H78ZM87 220L89 219V216H88V218H86ZM92 219H94V217L92 218ZM106 219V217L104 218V220ZM121 219V218H120ZM126 219V218H125ZM134 219H136V218H134ZM147 219V218H146ZM154 219V218H153ZM161 219H159V220H156L157 222L158 221H160V222H162L163 223V219H162V221H161ZM183 219V218H182ZM205 219V218H204ZM34 220V221H33ZM51 220H52V218H51ZM57 220V221H58ZM62 220V222H64ZM84 220V223H85V219H82V221ZM94 220V221H95ZM110 220V219H109ZM109 220H107L106 219V221H109ZM131 220H133V219H131ZM138 220H139V218H138ZM143 220V219H142ZM149 220H151V219H149ZM155 220V219H154ZM172 220H174V219H172ZM171 220V222H174V221H172ZM178 220H180V219H178ZM184 220V219H183ZM188 220V219H187ZM191 220V219H190ZM201 220V219H200ZM218 220V219H217ZM260 220V219H259ZM262 220V219H261ZM14 221V222H13ZM16 221V222H17ZM50 221V220H49ZM81 221V220H80ZM81 221V222H82ZM88 221H91L90 219L88 220ZM94 221H93V223H94ZM114 221V220H113ZM117 221V220H116ZM154 222L155 223V225L153 224V226H151V225H149V227H152V229H154V228H158V227H161V226H164V225H161V223L160 222H158L160 225H158L157 227H156V224H158L157 222ZM167 221V220H166ZM15 222V223H16ZM18 222H17V224H18ZM31 222V221H30ZM50 222H53L54 224H52V227H54L55 226V224L57 223V222H55V220L54 221H50ZM70 222H68L69 223V225H70ZM105 222V221H104ZM168 223L167 224H170L169 222L170 221H167ZM189 221H187V223H188ZM204 222V221H203ZM229 222V221H228ZM258 222V221H257ZM0 223H2V219H1V222ZM61 223V222H60ZM66 223H67V221H65L63 224H65L66 225ZM67 223V224H68ZM74 223V222H73ZM73 223H71L72 225H73ZM75 223H76V221H75ZM83 223V224H84ZM96 224L98 223V221L97 222H95ZM94 223V225H96ZM100 223H103V221H101ZM120 223V222H119ZM131 223V222H130ZM182 223V225L184 224V222H181ZM181 223H180V225H181ZM5 224V225H6ZM26 225L28 224L27 222L25 223ZM79 224V223H78ZM86 224H87V221H86ZM99 224V223H98ZM103 224H106V223H103ZM107 224H108V222H107ZM147 224H149V223H147ZM152 224V223H151ZM165 225H166V222L164 223ZM185 224H186V221H185ZM190 223H188V225H189ZM20 225H21V223H20ZM20 225H18L19 227H20ZM24 225V224H23ZM43 225V226H42ZM50 225V224H49ZM59 225V222H58V224H57V226ZM61 225H62V223H61ZM61 225H60V230H61V228L63 229V227H61ZM68 225V226H69ZM77 225V224H76ZM76 225H73V226H76ZM80 225L81 224H79V226H77V227H79V229H80ZM90 225H92L93 227H94V225L93 224H91V222H90ZM90 225H89V223H88V226H89V228L90 229H92L91 227H90ZM109 225V224H108ZM115 226L114 227H116V223L114 224ZM130 225H132V224H130ZM129 225V226H130ZM134 225H136V224H134ZM137 225H139V224H137ZM174 225V224H173ZM173 225H169V227H171V226H173ZM187 225V224H186ZM187 225V227H188V229H189V227H190V233L192 234V232H191V226H188ZM255 225H256V223H255ZM258 225V224H257ZM261 225V224H260ZM259 225V226H260ZM18 226L16 227V228H18ZM22 226V225H21ZM51 226V225H50ZM63 226V225H62ZM67 226V225H66ZM66 226H64V228H65V231L63 230V232L65 233L66 231H68V229L70 228H68L67 230H66ZM107 226V225H106ZM112 226H113V224H112ZM168 226V225H167ZM178 226V225H177ZM193 226H195L194 224H193ZM192 226V227H193ZM210 226V225H209ZM13 227H14V225H13ZM14 227V228H15ZM23 227V226H22ZM26 226H24V228H25ZM30 227V228H31ZM51 227V228H52ZM96 227V226H95ZM98 227V226H97ZM107 227H109V226H107ZM133 227V226H132ZM136 227V226H135ZM140 227H142V226H140ZM148 227V228H149ZM173 227H176V226H173ZM179 227H181V226H179ZM178 227V228H179ZM187 227H185L184 229H186ZM5 228V229H6ZM15 228V229H16ZM27 228V227H26ZM50 228V229H51ZM118 228V227H117ZM123 228H124V226H123ZM143 228V227H142ZM162 228V227H161ZM161 228H159V230L161 229ZM164 228V227H163ZM178 228H176L177 229V231H181V228L178 230ZM199 228V227H198ZM210 228V227H209ZM256 228V227H255ZM261 228V227H260ZM13 229V228H12ZM12 229H10V230H12ZM15 229H14V231H13V235H14V233H15ZM23 229V228H22ZM53 229H55L56 230V227H54ZM71 229H73V228H71ZM119 229H121V227L119 228ZM118 229V230H119ZM125 229V228H124ZM129 229H131V228H129ZM128 229V230H129ZM145 229V228H144ZM166 229H168V227L166 228ZM171 229H173V228H171ZM176 229H175V232H176V234H177V231H176ZM203 229V228H202ZM206 229V228H205ZM46 230V229H45ZM48 230H49V228H48ZM48 230L46 231V232H48ZM52 230V229H51ZM58 230V229H57ZM76 230V229H75ZM115 230V229H114ZM117 230V229H116ZM127 230V231H128ZM133 230V229H132ZM143 230V229H142ZM146 230V229H145ZM155 230V229H154ZM189 230H185L184 232H182L183 231V228H182V231H181V233H182V235H185L186 234V236L187 235H189L188 236V238L186 239L185 238V242L183 243V245H181V243H182V241L180 240L179 241V245L176 243V242H174V239H173V242L171 241L172 239L170 238V240H168L169 239V237H171L172 236V238H176L177 237V235H172L171 234V236H169L168 237V239H167V241L168 242H166L167 243V245L169 246V243H170V245L172 244L174 247L177 245V246H179L178 247V252H179V254L181 255V256H179V255H177L178 253H176V255H177V257L179 258L180 257V259H182L183 258V260L185 259V261L184 262H186L187 264H198V262H199V260H200V258L201 257H199L198 255H199V250H201V248L200 247H198V246H200L201 244H199L198 242H200V241H198L199 240V237L197 236L196 238H198L196 241L193 239L192 241L194 242V245L195 244H199L197 247H198V249H196V247L194 248L192 245L193 244H191L190 243V240L192 239V237H194V236H192L191 234H189V232H187V233H185L186 231H189ZM193 230V229H192ZM6 231V230H5ZM31 231V230H30ZM50 231V230H49ZM77 231H78V229H77ZM81 232H84V231H82V230H80ZM88 231H90L89 229H88ZM93 231V230H92ZM96 231V230H95ZM94 231V232H95ZM112 232L113 230L112 229H110L109 231H107V232ZM121 231H122V229H121ZM144 231V230H143ZM142 231V232H143ZM149 231V230H148ZM199 231V230H198ZM205 231V230H204ZM243 231V230H242ZM262 231V230H261ZM7 232V231H6ZM18 232H19V230H18ZM23 232H25V231H23ZM28 232V231H27ZM38 232V233H37ZM41 232V231H40ZM51 232H55V231H51ZM50 232V233H51ZM57 232V231H56ZM56 232H55V234H56ZM60 231H58V235H56V236H58V237H60L61 236V234L59 233ZM62 231H61V233H63ZM71 231H69V232H67V233H70ZM73 232V231H72ZM76 232V231H75ZM94 232H92V233H94ZM115 232V231H114ZM118 231H116V233H117ZM125 232V231H124ZM123 231H122V233H120V234H122V235H126V234H123L124 233ZM131 232V231H130ZM149 232H151V230L149 231ZM149 232H148V235H149ZM161 232V231H160ZM166 232V231H165ZM173 232V231H172ZM202 232V231H201ZM207 232V231H206ZM256 232V231H255ZM264 232V231H263ZM11 233V232H10ZM22 233V232H21ZM20 232L18 233V234H21ZM28 233H31V232H28ZM34 233H32V234H34ZM42 233L43 234H45V231L43 230L42 231ZM49 233V232H48ZM48 233H47V235H48ZM80 233V232H79ZM84 233H86V232H84ZM91 233V234H92ZM96 233H98V232H95V234ZM116 233H110V234H116ZM127 233V232H126ZM136 233V232H135ZM140 233V232H139ZM181 233H179L180 234V237H178L179 239H181L183 236L181 235ZM196 233V232H195ZM207 233H209V232H207ZM238 233V232H237ZM257 233V232H256ZM262 233V232H261ZM16 234V233H15ZM23 234H26V233H23ZM31 234V235H32ZM43 234H42V237H45V236H43ZM70 234H73L74 235V233H70ZM69 234V235H70ZM78 234V233H77ZM90 234V235H91ZM94 234V235H95ZM99 234V233H98ZM96 235L95 237H97V238H100L101 239V237L103 236V235H105V234H103L102 235V233H101V235ZM110 234H109V237H111L110 236ZM133 234V233H132ZM143 234V233H142ZM146 234H147V232H146ZM156 234H157V232H156ZM160 234V233H159ZM3 235V234H2ZM46 235V236H47ZM60 235V236H59ZM69 235H68V238H69ZM80 235V234H79ZM81 235H84L83 233L81 234ZM87 235H88V232H87ZM87 235H84V236H87ZM129 235V234H128ZM137 235V234H136ZM212 235V234H211ZM231 235V234H230ZM7 236V235H6ZM19 236V235H18ZM34 236H35V234H34ZM63 236H66V235H62V237ZM75 236H76V233H75ZM84 236H82V237H84ZM100 236V237H99ZM106 236V235H105ZM105 236H103L104 238H102V239H106L105 238ZM149 236H151V235H149ZM159 236V235H158ZM173 236H175V237H173ZM179 236V235H178ZM186 236H184V237H186ZM190 236H192L191 237V239H189L190 238ZM200 236V235H199ZM210 236V235H209ZM254 236V235H253ZM262 236V235H261ZM21 237L22 238H19L20 240H18L17 241V239H15V241L16 242H13L12 241V243L14 244V243H17L15 246H17L16 248L21 252H18V255H16L18 258H23V259H25V260H23V262H20V261H18V260H20V259H18V260H16V258H15V262L17 263V264H36V260H40L41 258H43V257H45V256H43V254H44V252H43V254H41L42 252L41 251H43L42 249L44 248H42L41 250H40V252L38 251L39 250V247H42V243H40V245L41 246H39V244H37L36 243V237H33L32 236V238H30L29 237V235L27 236V235H21ZM40 238H41V236H39ZM39 237H37L38 239L37 240H39ZM54 237H55V235H54ZM58 237H56L57 239L55 240V241H59V239H58ZM70 237L72 238V235H70ZM74 237V236H73ZM77 237H78V235L75 237V238H73L75 241L77 240V241H80V239L78 238L77 239ZM81 237V236H80ZM81 237V238H82ZM107 237V236H106ZM112 237H114V236H112ZM117 237V236H116ZM183 237V238H184ZM204 237H206V235L204 236ZM210 237H212V236H210ZM209 237V238H210ZM236 237V236H235ZM258 237V236H257ZM11 238H13V237H11ZM15 238H16V236H15ZM45 238H53V235L51 236L50 235V237H49V235L47 236V237H45ZM45 238H43V239H45ZM64 238H66V237H64ZM88 239H89V236L87 237ZM87 238L85 239V237L83 238V239H85V241L87 240ZM93 238H94V236H93ZM97 238L95 239L96 241H94V242H91L92 244L94 243V244H98L99 243V246H97L96 247V245H94V247H96L95 249H96V251H95V253H92L94 250L93 249H91V253H89V254H98V257H97V255H93V256H96L98 259H100V260H105L106 258L107 259H109V257H107L108 256V254H110L109 252H108V250H107V248H109L110 246H107V245H105V246H103V245H101L100 246V244H102L101 242H97ZM115 238V237H114ZM114 238L112 239V240H114ZM126 238H128V236L126 237ZM132 238H134V237H132ZM143 238V237H142ZM153 238V237H152ZM177 238V239H178ZM239 238V237H238ZM46 239V240H47ZM67 239V238H66ZM66 239H64V240H66ZM92 239V238H91ZM91 239H90V241H91ZM111 239V238H110ZM124 239V238H123ZM135 239V238H134ZM155 239V238H154ZM204 239V238H203ZM212 239V238H211ZM214 239V238H213ZM11 240H13V239H10L9 241L11 242ZM50 240V239H49ZM52 240V239H51ZM64 240H63V238L61 239V242L63 243L62 245H66V243H64ZM71 239H67V241H70ZM119 240L120 239H118V240H116V241H118L119 242ZM125 240V239H124ZM143 240V239H142ZM145 240V239H144ZM148 240V239H147ZM156 240V239H155ZM155 240H154V245H156V246H158V242L156 243L155 242ZM200 240H201V238H200ZM234 240V239H233ZM20 241V242H19ZM40 241V240H39ZM41 241H43V240H41ZM53 241H54V239H53ZM53 241H52V244H54V243H56L55 241H54V243H53ZM81 241H84V240H81ZM93 241V240H92ZM99 241V240H98ZM101 241V240H100ZM106 242H107V240H105ZM127 241V240H126ZM132 241V240H131ZM130 241V242H131ZM134 241V240H133ZM136 242H137V240H135ZM170 241V242H169ZM176 241V240H175ZM198 241V242H197ZM204 240H202L200 243H202ZM209 241H210V239H209ZM38 242V241H37ZM47 242V241H46ZM48 242H50V241H48ZM47 242V243H48ZM61 242H58L57 243V245L59 244L60 245V243ZM73 242V241H72ZM72 242L70 241V243L68 242V244H72ZM102 242H103V240H102ZM106 242H103V243H106ZM117 242V243H118ZM123 242V241H122ZM141 241L139 240V243H140ZM151 242H153V241H151ZM192 242V243H193ZM197 242V243H196ZM213 242V241H212ZM235 242V241H234ZM11 243V244H12ZM85 243V242H84ZM87 243H89V241L87 242ZM87 243L84 245L85 246V248H86V246H87ZM91 243H89L90 245H92ZM108 243H110L109 242V240H108V242L106 243V244H108ZM125 243V242H124ZM127 243H128V241H127ZM126 243V244H127ZM143 242H141L140 244H142ZM147 243V242H146ZM149 243V242H148ZM176 243V245H174ZM205 243V242H204ZM210 243V242H209ZM235 243H237V240H236V242ZM249 243V245H247L246 247H242V249H241V253H242V258L244 259V261H245V263H247V264H264V260H262L261 258H260V256H259V253H261V250H263L264 249V235H263V237L262 238H260V235H259V238H255L254 240L253 239H251V241L250 242H248ZM119 244V243H118ZM125 244V245H126ZM149 244H151V243H149ZM191 244V245H190ZM9 245V244H8ZM44 245V244H43ZM64 245V246H65ZM75 245L77 246V244H74L73 246L75 247ZM89 245V246H90ZM109 245V244H108ZM117 245V244H116ZM115 245V246H116ZM121 245V244H120ZM120 245H119V247H120ZM153 245V249L155 248V246ZM164 245H166V244H164ZM164 246V247H168V246ZM15 246H14V248H15ZM44 246H46V245H44ZM56 246V245H55ZM54 246V247H55ZM61 246V245H60ZM63 246V247H64ZM73 246H69L68 247V245H66L65 247H66V250H64V252H63V257H64V255H65V261H67L66 260V258L68 259V257L69 256H67L66 255V253H65V251H67V250H69L68 248H70V247H72V248H70V250H71V252H72V255L74 254L75 256H76V254L75 253H73ZM83 246V247H84ZM107 246V247H106ZM129 246H130V244H129ZM136 246V245H135ZM134 246V249H136V247ZM236 246V245H235ZM3 247V246H2ZM62 247V246H61ZM79 247V245L77 246V247H75V249H74V252H76L75 250H76V248H78ZM80 247H82V246H80ZM82 247V248H83ZM92 247V246H91ZM93 247V248H94ZM139 247H141L142 249H143V247H144V250H146L147 249V247H149L148 249L150 250H148L147 249V251L149 252V254H151L152 253V255L151 256H153V257H156V256H158L159 257V259L161 258V255L159 254V252H157V250L160 248L159 246L155 249V250H153V249H151L152 248V245L151 246H149L148 244L147 245H145V241H144V243L142 244V245H140V246H138L137 248H139ZM231 247V246H230ZM11 248V247H10ZM15 248V249H16ZM45 248H47V246L45 247ZM44 248V249H45ZM58 248L59 247H57V250H58ZM82 248H80V250L82 249ZM123 248V247H122ZM170 248V246L167 248V249H169ZM176 248V247H175ZM231 248H233V247H231ZM241 248V247H240ZM12 249V248H11ZM50 249V250H49ZM63 249H65V248H63ZM115 249H117V248H115ZM121 248H119V250H120ZM128 249V248H127ZM132 249V248H131ZM134 249H133V251H134ZM166 249V248H165ZM165 249H164V251H165ZM171 249H172V247H171ZM235 249V248H234ZM45 250H47L48 252H50V251H52L51 250V248H47V249H45ZM44 250V251H45ZM56 250V248H55V253L56 252H58ZM70 250H69V252H70ZM78 250H79V248H78ZM77 250V251H78ZM86 251H84V252H86L87 253V249H85ZM114 250V249H113ZM130 250V249H129ZM141 250V249H140ZM162 249H159V251H161ZM170 250V249H169ZM230 250V249H229ZM228 250V251H229ZM235 250H237V249H235ZM47 251H46V253H47ZM52 251V252H53ZM117 251H118V249H117ZM122 251V250H121ZM128 251V250H127ZM163 251V250H162ZM172 251V250H171ZM171 251L169 252L170 254H171ZM223 251V250H222ZM226 251V250H225ZM232 251H233V249H232ZM238 251V252H239ZM13 252H14V250H13ZM60 252H62V251H60ZM80 252V251H79ZM114 252V251H113ZM119 252V251H118ZM141 252V251H140ZM145 252V251H144ZM143 252V254H147L148 252H145L144 253ZM224 252V251H223ZM222 252V253H223ZM239 252V253H240ZM40 253V254H39ZM59 253V252H58ZM58 253H56V256L55 257H59V256H61V255H59ZM65 253V254H64ZM77 253V252H76ZM80 253H82V255L84 254L83 252H82V250H81V252ZM87 253V254H88ZM116 253V252H115ZM122 253V252H121ZM126 253V252H125ZM130 253V252H129ZM129 253H127V254H129ZM164 253V252H163ZM173 253V252H172ZM227 252H225L224 254L225 255H227L226 254ZM235 253V252H234ZM233 253V254H234ZM6 254H9V253H6ZM5 254V255H6ZM13 254V253H12ZM15 254V253H14ZM40 256H43V257H40ZM49 254V253H48ZM47 254V256L49 257V255L51 254H49L48 255ZM67 254H71V253H68L67 252ZM117 254V253H116ZM126 254V255H127ZM131 254V253H130ZM133 254H134V252H133ZM148 254V255H149ZM164 254H166V253H164ZM228 254H229V252H228ZM231 254V253H230ZM232 254V255H233ZM236 254V253H235ZM238 254V253H237ZM2 255V254H1ZM44 255H46V254H44ZM58 255V256H57ZM77 255H78V253H77ZM80 255V254H79ZM118 255V254H117ZM116 255V256H117ZM121 255V254H120ZM124 255V254H123ZM125 255V256H126ZM132 255V254H131ZM135 255H137V254H135ZM140 255V254H139ZM155 255V256H154ZM160 255V256H159ZM167 255V254H166ZM171 255H173V254H171ZM219 255V254H218ZM263 255H264V253H263ZM46 256V257H47ZM67 256V257H66ZM81 256V255H80ZM93 256H92V258H93ZM112 257L114 256V255H111ZM119 256V255H118ZM134 256V255H133ZM170 256V255H169ZM237 256V255H236ZM5 256H1V258H4ZM47 257V258H48ZM50 257H52L51 255H50ZM54 257V255H53V259L55 258ZM63 257H61V258H63ZM71 257V256H70ZM78 256H76V258H77ZM85 257L87 258V255H85ZM111 257V258H112ZM121 257H123L122 255H121ZM129 257V256H128ZM139 257V256H138ZM141 257V256H140ZM143 257V256H142ZM157 257V258H158ZM167 257V256H166ZM173 257V256H172ZM203 257V256H202ZM231 257V256H230ZM229 256L227 257V258H230ZM233 257V256H232ZM238 257V256H237ZM8 258V257H7ZM61 258H58V260L60 259L61 260ZM72 258V257H71ZM71 258H70V260H68L69 262L71 261V263L70 264H77L79 261H81L82 262V260H79L80 258H84V257H78L77 259H75V257H73L74 259H75V261L77 262V263H75V261H74V259L73 260H71ZM89 256H88V260H89ZM97 258H93L94 260L95 259H97ZM123 258H126V257H123ZM131 258V257H130ZM165 258V257H164ZM169 259H171V257H168ZM167 258V259H168ZM226 258V259H227ZM9 259V258H8ZM14 259V258H13ZM28 261H27V260ZM51 258H48V260L49 261H51L50 260ZM91 259V258H90ZM105 260V261H108V260ZM115 259V258H114ZM128 259V258H127ZM140 259V258H139ZM139 259H136V261L137 260H139ZM143 259V258H142ZM145 259V258H144ZM143 259V260H144ZM159 259L157 260V261H155V262H160L161 263V261H162V259L163 258H161V260L159 261ZM202 259V258H201ZM234 259V258H233ZM6 260V259H5ZM44 260V259H43ZM55 261H58V260H56V259H54ZM53 260V261H54ZM84 260H86V259H84ZM87 260V261H88ZM99 260V261H100ZM109 260H111V259H109ZM126 260V259H125ZM135 260V259H134ZM133 260V261H134ZM149 260H151V259H149ZM164 260V259H163ZM175 260V259H174ZM221 260V259H220ZM219 259L217 260V261H220ZM222 260H224V259H222ZM231 260V259H230ZM48 261V262H49ZM68 261H67V263H68ZM72 261H73V263H72ZM87 261H85V262H87ZM91 261V260H90ZM89 261V262H90ZM104 261V262H105ZM117 261H118V259H117ZM146 261V260H145ZM145 261H143V262H145ZM152 261V260H151ZM151 261H149V262H151ZM166 261V260H165ZM171 261H173V260H171ZM171 261H168L167 260V262L169 263V262H171ZM177 260H175V262H176ZM214 261H216V260H214ZM217 261H216V263H217ZM229 261V260H228ZM232 261V260H231ZM241 261V260H240ZM44 262V261H43ZM47 262V261H46ZM52 262V261H51ZM59 262H61V261H58V264H59ZM62 262H63V259H62ZM96 262H98L97 260H96ZM104 262H102L101 264H103ZM125 262V261H124ZM123 262V263H124ZM127 263L126 264H128V261H126ZM154 262V261H153ZM153 262H152V264H153ZM166 262V263H167ZM179 262V261H178ZM182 263H183V261H181ZM203 262H204V259H203ZM206 262V261H205ZM204 262V263H205ZM209 262V261H208ZM207 262V263H208ZM221 262V261H220ZM242 262V261H241ZM45 263V262H44ZM55 263V262H54ZM53 262H52V264H54ZM90 263H92V262H90ZM90 263H85V264H90ZM93 263H94V261H93ZM92 263V264H93ZM107 263V262H106ZM105 263V264H106ZM114 263H115V261H114ZM136 263V262H135ZM135 263H133L132 262V264H135ZM141 263V262H140ZM162 263H164V261L162 262ZM167 263V264H168ZM185 263V264H186ZM202 263V262H201ZM200 263V264H201ZM226 263V262H225ZM14 264V263H13ZM41 264H43V263H41ZM48 264V263H47ZM49 264H50V262H49ZM61 264V263H60ZM64 264V263H63ZM66 264V263H65ZM69 264V263H68ZM80 264V263H79ZM82 264H84V262H82ZM97 264V263H96ZM100 264V263H99ZM107 264H109V262L107 263ZM116 264V263H115ZM119 264H121V261H120V263ZM131 264V263H130ZM145 264V263H144ZM149 264V263H148ZM172 264V263H171ZM221 264H224V263H221Z\"/></svg>", "mask_w": 264, "mask_h": 264}, {"label": "rangeland", "instance_id": "rangeland-1", "mask_svg": "<svg viewBox=\"0 0 264 264\" xmlns=\"http://www.w3.org/2000/svg\"><path fill=\"white\" fill-rule=\"evenodd\" d=\"M30 1V0H29ZM34 1V0H33ZM44 3H43V2ZM56 1H57V3H56ZM59 1V2H58ZM188 1V0H187ZM42 3L41 4V6H43L44 5V9L43 8H41V10H43V11H48V10H52V9H59V8H61V7H63V4H64V0H48V2H46L45 0H38V1H36L35 0V2L33 3L34 5H37L38 6V4L39 3ZM54 2V3H53ZM62 2V3H61ZM191 2H193V0L191 1ZM198 2H200V4L202 3L201 2V0H199ZM38 3V4H37ZM199 4V3H198ZM199 4V5H200ZM49 5H50V9H49ZM54 5V6H53ZM251 5V3L249 4V6ZM39 6H40V4H39ZM59 8H58V7ZM201 6V5H200ZM200 6H198V8H200ZM46 7V8H45ZM53 7V8H52ZM197 7V6H196ZM195 7V8H196ZM203 7V6H202ZM262 7H264V6H262ZM217 8V7H216ZM216 8L215 7H210V9H215L216 10ZM46 9H48V10H46ZM208 9V11L206 12V13H210V9H209V7L207 8ZM218 9H219V7H218ZM195 10V9H194ZM252 11H254V8L253 9H251ZM211 13H212V11H211ZM250 14H253V12L252 13H250ZM250 14H248L247 15V17L245 18L246 20H248L249 21V17L248 16H250ZM18 17V15H13V18L12 17H10V18H12V19H14V21H12L13 22V24H15L18 28H16V29H18L19 31H20V29H24L23 31H25V34H24V36H23V33L24 32H22V30L20 31V34H21V36H22V38L21 37H19V41H24V42H28V43H30V44H32V45H34V47H36V49H34V47L31 49V50H28V51H31V53L29 54L30 56H27L28 58H30L29 60H24L20 65H19V63H18V65L20 66V68H21V66H22V69H24L25 70V68L28 70V74L30 73V74H32V75H30V77L29 78H31V76H38L39 74H41L42 73V71H44L45 70V68L47 69V68H49L50 66H52L51 64L53 63V59H51V58H48L50 55L51 56H53V57H55V60L57 59V60H59L60 61V59L62 60H64V59H73L74 61H77V62H73V66L71 65H69L70 66V68H68L69 69V76L71 75L72 77H74L75 75H79L78 73H81V72H84V71H86L85 69L87 68V71L88 72H86L84 75H80L79 77V79L78 80H80L78 83H80V84H84L85 83V85L84 86H86V88H87V93H84L83 95H81V96H78V97H76V95L75 96H73V98L72 97H70L69 96V93L67 94L66 92V94H64L63 93V90H62V88H58L57 86H56V88H55V84H54V82H48V83H46L48 86H46L47 88H45L46 90H43V91H40V93L41 92H44V93H46V95H48L47 97H45L44 96V93H43V98H45V99H42V101H45L46 100V102L47 103H50V101L51 100H55L54 102L55 103H57L58 105L57 106H59V108H56V109H54V107H55V103H53V101L51 102V104H49L50 106H52L51 108H50V106L47 108V105L48 104H46L45 102V104L44 103H40L39 104V102H41V98H42V96H40V95H42V94H38V93H35L34 94V92L32 93V96L30 95V97L31 98H33V94H34V96L36 95V96H38V97H36L35 96V98L34 99H36V98H39L40 100H38L37 101V99H36V102L38 103H36V102H34L33 101V103H36L37 104V106L38 105H40L42 108H38V107H40V106H38L37 107V109H38V111H37V109H36V107L34 108L35 109V111L37 112V114L39 113H41L40 115H37V114H35V112H34V109L33 108H31V104L33 105V103L31 102L30 103V98H29V96H27V95H20V97L18 96V92H20L19 90V88L17 89L16 88V90H15V87H13V85L11 84V85H9V84H6V85H1L0 86V111L2 112V110L4 111V112H2V113H4L3 115H5V114H7L8 112H10V113H8V114H11V112H12V115L13 116H15V118H14V120L16 121L15 123H17V119L19 120V116H17V114L18 113H16V111H14L13 110V108L15 107V106H19V104H17L18 102L20 103V106L19 107H21L20 108V111L21 112H19V115H20V121L22 122V125L25 127L27 124H29L30 126H33L34 124L35 125H37L36 127H35V125L32 127V130H30L31 131V134L32 135H34L35 134V136H36V134H37V136L36 137H38L39 138V140H40V138H42L41 136L42 135H40L41 133H42V131H44V129H43V127H46L47 128V121H49V118L48 117H46V115L47 116H50V114L52 113V111H53V113H54V115H56L57 114V112H58V110H59V113L62 115L63 113L65 114V113H69V111H70V113L69 114H66L65 115V117H64V119L67 117L68 118V116H70L71 117V115H75L76 114V112H77V110L75 109V108H77L79 105L81 106V104L78 102V101H80L81 103L83 102V99H84V97H88L90 94H92V93H94V94H96V96L99 98V99H104L105 97H106V94L107 95H110L111 94V96H114L113 97V99H114V101L115 100H117L116 102H114L115 103V106H114V108H113V110H115V109H118V108H120V107H122V108H128V107H130V106H135V105H137V104H148V102L149 103H151V104H154L155 102L156 103H159V101H160V103L159 104H163V107H165V106H167L166 108H168V105H169V107H170V109L172 110V111H170L169 109V111L168 110H165V108H163L162 109V105H157L156 103V105L157 106H159V107H157V108H159V111H157V116H155V119H159V118H163L164 119V121H166L167 119L168 120H170V125H166V127L169 129V130H167L168 132H166L167 133V136H166V134L164 135V136H161L162 137V139H160V140H162V141H156V139H153L154 141H152V139L151 138H149V137H144L145 135H147V134H145V133H143V132H141V134H140V132L138 133V134H136V133H133L134 134V136L135 135H137V136H135L134 138L135 139H132V137L133 136H129V135H126L127 134V131L125 130V129H122V125H121V131L123 130V134H122V132L120 131V127H119V131L118 130H116L115 131V128L113 129V128H111L110 130H108V132H107V128H105V131L107 132V134H109L108 135V137L109 138H114V136H113V134L114 133H116L115 134V138H114V142L116 143H114L113 141V145H114V147L116 146V148H118L117 150H122V148L123 149H129L128 151L130 152V150H131V153H132V151H134L133 152V155H131V153L129 154L128 153V151H127V155L128 156H126V153L125 154H122V157H124L123 159L124 160H129V162H128V164L129 165H127V163L126 162H124L123 161V163L122 162H120V163H118V164H120L121 166H119V165H117V167L115 166V167H113V166H111L110 168L112 169V168H115V169H113V170H107V173L108 174H110V175H107L106 177H104V180L102 179V177L103 176H101V175H104V174H100L101 172H100V170H101V168L99 169V170H94V171H92V172H94V174L91 172V171H89V169L86 167V168H83L84 166H80V169L81 168H83V169H81L80 170V172L79 173H82L83 172V170H85L87 173H89V174H87L85 171V173H86V175H85V173L83 174H80V175H84V178L82 177V176H78L76 173V169H79L78 168V164L76 163V165L77 166H75V162H74V165L72 166V164L73 163H71L70 164V166L72 167H69V168H67V170L69 171V169H70V173L68 174V175H66V174H64L66 171V166L67 165H69V164H67V163H70V162H68V161H71V162H73L72 161V158H71V154H70V151H69V155H67V158L68 159H64L66 156H64V158L62 157V158H60L59 159V161H61V159H62V169H61V172L62 171H64V172H62L63 174L62 175H64V177L62 176V179H65V180H67L68 179V182H63V185L62 184H60V182H59V184H60V187H59V190H60V194L56 197V198H58L62 193L64 194L66 191H68V194L70 195V197H72V196H74V195H72V193L73 192H75V185L77 184L76 183V181L78 182L79 181V183H83V182H85V183H87L86 181H89V180H92L93 181V184H94V181H95V184L94 185H96V183L100 186V187H104V186H101V185H105V188L103 189V188H100V187H96V186H98V185H96V186H94L93 187V184H92V186L90 185L91 183L90 182H92V181H89V187H90V189H89V187L87 186L86 187V185L87 184H85V183H83L84 184V186H83V184L81 183V184H77V187H76V189L78 190L79 188H80V190H81V188L82 187H84V189L82 188V191H78V193H80V195L82 196H88V198H83V196H82V198L85 200L86 199V202L87 203H85V201H84V203L81 201V200H83V199H81V197H80V195L78 196V198L77 197H75V196H77V191H76V195L74 196V198H67L68 199V201L71 203H69V204H67V200L65 199L68 195H67V192H66V195L64 194V195H62L63 197L64 196H66L64 199L66 200H64L65 201V203H66V205L68 206V208H67V206L63 203V205H64V207L61 205V208L59 207V205H60V203H58V202H64L62 199V201L60 200V198L58 199L59 201H57L56 199H55V197H53L54 198V203L56 204L55 206L57 207L58 206V208L57 209H61V210H57V212H56V210H55V208L53 207V211H52V207H51V209H50V206L49 205H52V206H54V203L53 204H50V202L52 203V201L53 200H51V199H53V198H48L47 197V204L44 202L43 204H42V202H40V203H38L40 206V208H42L43 206L42 205H44V207H45V205L46 206H48L49 207V209H47L48 207H46V209L45 208H42L43 209V211H42V209H41V212H44L45 211V217H44V213L42 214L41 213V215H40V217H42L41 219H42V223H43V225L46 227V225H45V223L47 222V227L46 228H42V229H40L39 230V236H41V238L37 235V237H39V240H37L38 238L36 237V233H34V232H36V230H33L34 228L33 227H31V226H33L34 225V223H35V221L37 220L36 218V220L34 221V222H32V220L30 219V218H28V217H26L22 222H21V220H20V222H18L17 221V219H14V218H18V216H19V214L18 213H20V214H29L32 210V208L30 209V207H31V205H34V204H29L30 205V207H29V205L28 206H26V207H22V206H16L14 209H13V211L11 212V214H9V216H8V218H10V217H12L11 219H13V220H16L17 222H18V224H17V222L15 223L14 221V223H13V225H14V227L16 226H18V225H20V223H21V225L23 226H21L20 225V227L18 226V228H14L13 227V225H12V227L11 228H9V229H7L6 228V226H7V224H6V220H8V219H6L5 217H3V214L1 213V209H0V218L2 219V223H0V264H17L14 260H15V258H16V260H18V259H20V260H18V261H20V262H23V260H25V259H23V258H18L16 255H18V252H20L16 247L17 246H15L17 243H12V241L13 242H16L15 241V239H17V241L18 240H20L19 238H22L21 237V235H29V237L30 238H32V236L33 237H36V243L37 244H39V246H41L40 245V243H42V247H39V252H40V250L44 247H46L47 246V248H51V250L53 249L54 251H55V248H56V250H57V247H59L58 248V252L60 253H58V252H56V253H58L59 255H61V256H59V257H55L56 256V253L53 251H50V252H48L47 250H45V249H47V248H43L42 250L43 251H41L42 253L41 254H43V252H44V254H46V255H44L43 254V256H45V257H43V256H40L39 254V256L40 257H43V258H41L40 260H36V264H41V263H43V264H49V262H50V264H52V262L54 263V264H58V261H61V262H59V264L61 263V264H70L71 263V261L69 262L68 260H70V258L72 257H75V259H77L78 257L80 258L81 256L82 257H84V258H80L79 260H82V262H84V264L85 263H90V262H92L93 263V261H94V263L93 264H101L102 262H104L103 260H100V259H98L97 257H98V254H89V253H91L90 251H91V249H95L97 246H99V243L96 245V244H94L95 242L94 241H96L95 239L98 237H95L98 233V235H101V233H102V235L103 234H105V235H103V236H105V240H107V242H108V240H109V242L110 243H108V244H106L107 242L104 240V239H102V238H104L102 235V237H101V239L100 238H97V242H101L102 244H100V246L101 245H103V246H105V245H107V246H110L109 248H107V250H108V252L110 253V254H108V256L107 257H109V259H111V260H109V259H107L108 261H105L103 264H105L106 262L108 263L109 262V264H119L120 263V261H121V264H126L127 262L126 261H128V264H132V262L133 263H135V264H152V262H153V264H167L168 262H167V260L168 261H171V260H173V261H171V262H169L168 264H185L186 262H184L185 261V259L183 260V258L182 259H180V257L178 258L177 257V255H179V256H181L180 254H179V252H178V247L179 246H177L176 245V243L179 245V241L181 240H183L182 241V243H181V245H183V243L185 242V238L187 239L188 238V236L189 235H187L186 236V234L185 235H182V233H181V231H182V228H183V231L182 232H184L185 230H189L190 229V227H189V229H188V227H187V225H188V223H190L188 226H191V232H192V234L190 233V230L189 231H186L185 233H187V232H189V234H191L192 236H194V237H192V236H190V238L189 239H191V237H192V239L190 240V243L191 244H193L192 246L195 248L196 247V249H198V247H200L201 248V250H199V257H201L200 258V260H199V262H198V264H200L201 262V264H221V263H224V264H247V263H245V261H244V259L242 258V253L240 252L241 251V249H242V247L244 248V247H246L247 245H249V243L248 242H250L251 241V239H255V238H259V235H260V238H262L263 237V235H264V216H262V215H264V211H262L263 209H264V117H263V109H264V106L261 108V105H260V102L259 101H257L256 99H254L255 97H252L251 99H252V101H251V99H249L250 100V102L249 101H247V105H243L241 102L240 103H237V98L238 97H242V96H247V95H249V93H251V92H244V91H242V92H239L238 94H229V92H225V90H223L220 86L218 87V86H211V85H209V89H208V87L207 88H205V89H203V90H196L195 92H194V94H193V92L192 91H187L186 92V90L184 91H174V90H167V91H165V92H162V91H158V92H155V93H150V92H148V90H146V91H143V92H141L142 90H138V89H136V87L134 86V84H132L131 82H129V80H128V78H127V76L125 75L126 73L124 72V70H126V68H128V66L129 65H127V64H130V66L132 67L133 65H132V63H131V61H129L125 56H123V54H121V53H119V52H117V51H114V53H113V51H111V50H109V49H99V50H97V49H95V47H92L91 45H93L92 43H91V45H90V42H88L85 38H82L81 36H80V34L78 33H76V32H74L75 31V28L74 27H76V25L73 27V28H67L66 30H65V28L63 27L62 29L60 28L61 26H58V24L55 22V23H47V27L46 26H43V27H36V26H33L34 25V23H27V24H23V22L25 21H23L22 22V19L20 18H17ZM253 16V15H252ZM259 17H264V16H262V14H259L258 15ZM4 17H7V15H4ZM250 19H251V16H250ZM2 20V17L0 16V37H3V38H5V37H7V36H9V34H10V32H9V30H11V27H8L7 25H6V23L4 22V21H1ZM248 21H246V22H248ZM17 22V23H16ZM19 24V25H18ZM21 24V25H20ZM38 25H40V23H37ZM36 24V25H37ZM54 24V25H53ZM56 24V25H55ZM24 26V28H23V26ZM15 26V27H16ZM28 26V27H27ZM55 26V27H54ZM58 27V28H57ZM59 30V31H57V29ZM29 29V30H28ZM73 29V30H72ZM62 30L64 31V32H62ZM36 32V33H35ZM61 33V34H60ZM61 35H62V37H61ZM74 35V36H73ZM57 36V37H56ZM68 37V38H66V37ZM78 36H80L81 38H79ZM35 37V38H34ZM26 38V39H25ZM65 38V39H64ZM79 38V39H78ZM1 39V43H3L4 42V40L2 39V38H0ZM61 39V40H60ZM68 39V40H67ZM84 39V40H83ZM45 40V41H44ZM63 40V41H62ZM76 40V41H75ZM5 41H8V42H10L11 41V39L9 38V37H7L6 38V40ZM52 41V42H51ZM71 42V43H69V42ZM78 41H80V42H78ZM86 41V42H85ZM68 42V43H67ZM78 44H81V46H84V47H82L81 48V46L80 45H78ZM34 43V44H33ZM60 43V44H59ZM72 43H75V44H72ZM83 43V44H82ZM85 43H87V44H85ZM88 43H89V45H88ZM72 44V45H71ZM57 45V46H56ZM67 45V46H66ZM70 45V46H69ZM86 45V46H85ZM51 46H53V47H51ZM69 46V47H68ZM76 46V47H75ZM80 46V47H79ZM94 46V45H93ZM73 48V49H71V48ZM88 47V48H87ZM40 48V49H39ZM57 48V49H56ZM69 48V49H68ZM75 48H77L78 49V51L75 49ZM87 48V49H86ZM90 48H92L94 51H92V49H90ZM50 49H52L51 50V52L52 53H50L49 51H50ZM83 49V50H82ZM88 49H89V51H88ZM39 51V53H40V55H36V53H38V51ZM54 50H56V52L54 51ZM58 50V51H57ZM69 50V51H68ZM85 50H86V52H85ZM103 50V51H102ZM257 50H263L262 48H260L259 47V49H257ZM40 51H42V52H40ZM75 51V52H74ZM98 51H100V52H98ZM109 51V52H108ZM74 52V53H73ZM91 52V53H90ZM112 52V53H111ZM118 53V54H116V53ZM108 53V54H107ZM115 54H116V56H115ZM58 55V56H57ZM111 55L113 56V57H111ZM118 55H120V56H118ZM208 55V54H207ZM206 55V56H207ZM76 56V57H75ZM110 56V57H109ZM122 56V57H121ZM205 56V57H206ZM84 57V58H83ZM107 57V58H106ZM224 57V53L223 52H220V56H219V58L216 60V59H213V58H207L208 60H211V59H213V60H215V62H217V61H219L221 58H223ZM44 58V59H43ZM112 58V59H111ZM116 58V59H115ZM119 58H120V60H119ZM123 58H125V61H127V62H124V59ZM189 58V57H188ZM184 58L183 59V62H184V60H185V63H183V65H185V67L183 66V68L184 69H186V67H187V69L184 71L185 73H188L190 70V64L192 65L193 63H196V61H194L195 59H193V58ZM49 59H50V61H49ZM83 59V60H82ZM118 59V60H117ZM52 60V61H51ZM81 60V61H80ZM105 60V61H104ZM80 61V62H79ZM111 61V62H110ZM43 62H45L44 64H42ZM103 62V63H102ZM117 62V63H116ZM190 62V64L188 65V63ZM193 62V63H192ZM77 63V64H79V65H75V64ZM186 63H187V65H186ZM77 67H75V66ZM9 66H12V64L10 63V65ZM78 66H79V69L81 70V66H83V67H85L84 68V70H83V68H82V71L81 72H79L80 70L78 69ZM71 67H72V69H71ZM81 67V68H80ZM111 67H113V69L114 70H116L115 72L114 71H112V68ZM117 67V68H116ZM123 67H125V68H123ZM76 68V69H75ZM91 68V69H90ZM101 68V69H100ZM204 68V67H203ZM203 68H201L199 65H198V68L197 67H193L192 68V70L190 71V74L192 73L193 75H196L198 72H196L197 71V69L199 70V69H203ZM21 69V70H22ZM123 69V70H122ZM195 69V70H194ZM22 71V73H24L25 75H23V78L21 79V77H20V79H17L18 80V82H20V81H23L24 79H26V78H28V74L26 73L27 72V70L26 71ZM188 70V71H187ZM32 73H31V72ZM94 71V72H93ZM187 71V72H186ZM205 70H202V72H201V74H203V72H204ZM113 72V73H112ZM90 73V74H89ZM98 73H100V74H98ZM106 73V74H105ZM115 73H116V75H115ZM104 76H103V75ZM109 74V75H108ZM118 74V75H117ZM26 75H28V76H26ZM98 75V76H97ZM113 77H112V76ZM26 76V77H25ZM101 76H102V78H101ZM197 76H201V75H199V74H197ZM109 77H112V78H110L111 80H109ZM116 77H117V80H112V79H116ZM82 78V79H81ZM106 78V79H105ZM123 78V79H122ZM118 79H120V81H118ZM205 79H207L208 80V82L207 83H209V81H211L212 82V79H210V78H205ZM204 79V81L206 82L207 80H205ZM88 80V81H87ZM94 80V81H93ZM82 81V82H81ZM84 81H86V82H89V83H86V82H84ZM84 82V83H83ZM111 82V83H110ZM119 82V83H118ZM129 82V83H128ZM210 82V83H211ZM114 83H116V84H114ZM209 83V84H210ZM51 84H53V85H51ZM119 84V85H118ZM122 84H124V87H123V85ZM50 85H51V87L53 86V88H54V91L55 92H52L53 91V88H51L50 87ZM88 85H93V86H95L96 88H95V90H90L92 87H89L88 88ZM103 85V86H102ZM130 87H129V86ZM37 84H33V86H26V89H31V91H33V90H35V88L37 89ZM108 86V87H107ZM120 86V87H119ZM126 86V87H125ZM128 86V87H127ZM7 87V88H6ZM12 87H13V89H12ZM51 88V89H48V88ZM99 87V88H98ZM105 88V89H104ZM126 90H125V89ZM218 88V89H217ZM39 89V88H38ZM38 89L36 90L37 92H38ZM59 89V90H58ZM61 89V90H60ZM104 89V90H103ZM108 89V90H107ZM110 89H111V91H110ZM128 89H129V91H128ZM212 89V90H211ZM221 89V90H220ZM5 90H7V91H5ZM50 90H52V91H50ZM88 90H90V91H88ZM115 90L117 91V92H115ZM119 90V91H118ZM137 90V91H136ZM216 90V91H215ZM219 90V91H218ZM15 91V92H14ZM18 91V92H17ZM56 91H59V92H57L56 93ZM93 91H96V92H93ZM102 91V92H101ZM125 91H126V93H125ZM132 91V92H131ZM135 91V92H134ZM140 91V92H139ZM173 93H172V92ZM208 91H210V92H208ZM222 91L227 95H225L224 93H222ZM10 92H11V94H10ZM49 92V94H47ZM52 92V93H51ZM114 92V93H113ZM119 92H120V94H119ZM127 92H129V93H127ZM134 92V93H133ZM139 92V94H138V96H137V93ZM161 92V93H160ZM166 92H168V93H166ZM179 92L181 95L182 94H186L187 93V95H180V94H177V93ZM183 92H186V93H183ZM189 92V93H188ZM192 92V93H191ZM200 92H202V93H200ZM217 92V93H216ZM221 92V93H220ZM60 93V94H59ZM63 93V94H62ZM76 93H77V91H76ZM90 93V94H89ZM110 93V94H109ZM116 93V94H115ZM142 93V94H141ZM166 93V94H165ZM175 93V94H174ZM197 93V94H196ZM211 93V94H210ZM216 93V94H215ZM20 94V93H19ZM51 94V95H50ZM52 94H56L55 96H52ZM59 94V95H58ZM98 94V95H97ZM101 94V95H100ZM103 94H105V95H103ZM119 94V95H118ZM154 94V95H153ZM202 94V95H201ZM6 95V96H5ZM17 95V96H16ZM62 95V96H61ZM123 95H126L125 97L123 96ZM143 95V96H142ZM145 95V96H144ZM168 95V96H167ZM172 95H174L175 97H174V99H173V96ZM178 95V96H177ZM180 95V96H179ZM189 95V96H188ZM221 95H222V97L223 98H221ZM237 95V96H236ZM5 98H4V97ZM15 96V97H14ZM53 97L52 99H51V97ZM83 96V97H82ZM136 96V97H135ZM141 96V97H140ZM148 96V97H147ZM172 96V97H171ZM184 96V97H183ZM211 98H210V97ZM232 96V97H231ZM255 96V95H254ZM12 97V98H11ZM14 97V98H13ZM50 97V98H49ZM55 97H56V99H55ZM60 97V98H59ZM61 97H63V99L61 98ZM67 97H69L68 99H67ZM119 97H121V98H119ZM130 97V98H129ZM138 97H140L139 99L142 101H140L139 100V103L137 102L138 101ZM156 97V98H155ZM165 97H168V101H167V98L165 99V101H162ZM179 97V98H178ZM186 97V98H185ZM195 97V98H194ZM233 97H235V98H233ZM237 97V98H236ZM51 99V100H48L47 101V99ZM149 98H152L153 99V101H152V99H149ZM184 98V99H183ZM210 98V99H209ZM218 98V99H217ZM8 99H11V100H8ZM23 99V100H22ZM70 99H71V102H69L70 101ZM75 99H77V101L75 100ZM82 101H81V100ZM122 99V100H121ZM137 99V100H136ZM146 101H144V100ZM158 99V100H157ZM170 99H172V100H175V99H177V100H175L176 102L174 103L172 100H170ZM191 99V100H190ZM198 99V100H197ZM214 99V100H213ZM220 99V100H219ZM224 99V100H223ZM226 99V100H225ZM232 99V100H231ZM236 99V100H235ZM33 99H31V101H32ZM58 100V101H57ZM59 100L60 101H62L61 103L59 102ZM67 100H69L68 102H66ZM73 100V101H72ZM75 100V101H74ZM122 101V103H121V101ZM126 100V101H125ZM131 100V101H130ZM136 100V101H135ZM194 100V101H193ZM197 100V101H196ZM213 100V101H212ZM222 100V101H221ZM255 100V101H254ZM4 101V102H3ZM9 101V102H8ZM29 101V102H28ZM63 101H65L64 103H63ZM144 101V102H143ZM152 101V102H151ZM155 101V102H154ZM171 101V102H170ZM187 101V102H186ZM210 101H212V102H210ZM228 101V102H227ZM15 102H16V104H15ZM27 104H26V103ZM78 102V103H77ZM124 102V103H123ZM133 103V104H130V103ZM173 102V103H172ZM199 102V103H198ZM203 102V103H202ZM251 103V104H249V103ZM255 102H257L256 104H255ZM24 103V104H23ZM29 103H30V105H29ZM52 103H53V105H52ZM59 103L62 105H59ZM66 103V104H65ZM69 103V104H68ZM135 103V104H134ZM164 103L165 104H167V105H164ZM171 103L173 104V105H171ZM193 103V104H192ZM195 103V104H194ZM212 103V104H211ZM232 103V104H231ZM13 104V105H12ZM42 104V105H41ZM55 104V105H54ZM154 104V105H155ZM178 104H180V105H178ZM226 104V105H225ZM245 104V103H244ZM3 105V106H2ZM23 105V106H22ZM35 105V104H34ZM33 105V106H34ZM64 105V106H63ZM74 107V109L72 110L71 108H72V106ZM177 105V106H176ZM236 105V106H235ZM242 105V107H240ZM249 105V106H248ZM255 106V108H254V106ZM25 106V107H24ZM30 106V107H29ZM36 106V105H35ZM43 106L45 107V109L43 108ZM69 106H71V107H69ZM179 106V107H178ZM181 106V107H180ZM187 106V107H186ZM219 106V107H218ZM239 106V107H238ZM256 106H257V108H256ZM65 107H67V108H65ZM69 107V108H68ZM118 107V108H117ZM161 107V108H160ZM178 109H177V108ZM196 107V108H195ZM201 107H202V110H201ZM207 107V108H206ZM211 107V108H210ZM237 107V108H236ZM243 107H247V108H243ZM260 107V108H259ZM7 108V109H6ZM9 108V109H8ZM11 108V109H10ZM30 110H32L33 112H34V115H33V112H31V110L29 111L30 113H32V115H30V113L28 112V114H27V116L29 115V116H31V117H29L28 116V118L25 116L26 114V112L28 111V109ZM182 108V109H181ZM183 108H185V109H183ZM218 108V109H217ZM241 108H242V110H241ZM253 110H252V109ZM39 109H41L42 111H43V113H42V111L41 110H39ZM44 109V110H43ZM47 109V110H46ZM50 109V110H49ZM68 109V111L66 112V110ZM69 109H71L72 110V112H71V110H69ZM162 111H161V110ZM175 109V110H174ZM246 109V110H245ZM255 109H257L256 111H255ZM12 110V111H11ZM26 112H25V111ZM45 110H46V112L48 113V114H45L46 112H45ZM61 110V111H60ZM63 110V111H62ZM119 110V109H118ZM157 110V109H156ZM156 110H154V112L156 111ZM174 110V111H173ZM180 110V111H179ZM185 110V111H184ZM197 110V111H196ZM258 110H259V112H258ZM8 111V112H7ZM41 111V112H40ZM175 111H176V113H175ZM192 111V112H191ZM207 111V112H206ZM217 111V113H215ZM222 111V112H221ZM238 111H239V113H238ZM252 111V113H250ZM263 111V112H262ZM23 112H25V113H23ZM49 112H50V114H49ZM62 112V113H61ZM154 112H152V114H154ZM166 112V113H165ZM185 112H187V113H185ZM226 112V113H225ZM237 112V113H236ZM246 112V113H245ZM16 113V114H15ZM20 113H23L24 114V118H22L21 116L23 115V114H20ZM52 113V114H53ZM75 113V114H74ZM163 113V114H162ZM180 113V114H179ZM202 113V114H201ZM228 113V114H227ZM231 113V114H230ZM235 113V114H234ZM258 113V114H257ZM263 113V114H262ZM149 115V121H151V118H152V116L153 115ZM162 114V115H161ZM166 114V115H165ZM179 115V116H177V115ZM184 114V115H183ZM196 114V115H195ZM239 116H238V115ZM255 114H256V117H255ZM262 114V117L260 116ZM44 115H45V117H44ZM58 115V114H57ZM60 115V116H61ZM183 116L182 118H180L181 116ZM203 115V116H202ZM208 115V116H207ZM210 115V116H209ZM217 115V116H216ZM37 116H39L38 118H37ZM41 116V117H40ZM43 116V117H42ZM191 116V117H190ZM229 116V117H228ZM231 116V117H230ZM235 116V117H234ZM259 116H260V119H259ZM17 117V118H16ZM143 117V116H142ZM178 117H179V119H178ZM190 117V118H189ZM195 117V118H194ZM200 117V118H199ZM26 118H27V120H26ZM37 118V119H36ZM46 118V119H45ZM166 118V119H165ZM170 118V119H169ZM172 118V119H171ZM176 118V119H175ZM184 118V119H183ZM209 118V119H208ZM233 118V119H232ZM256 118V119H255ZM263 118V119H262ZM22 119H24V120H22ZM180 119H182L181 121H180ZM187 119V120H186ZM191 121H189V120ZM198 119V120H197ZM220 119V120H219ZM258 119V120H257ZM173 120V121H172ZM186 120V121H185ZM207 120V121H206ZM228 120V121H227ZM230 120V121H229ZM232 120H234V121H232ZM237 120V121H236ZM239 120V121H238ZM248 120V121H247ZM20 121H18V123L20 122ZM25 121V125L23 124V122ZM44 121L46 122V123H44ZM176 121V122H175ZM184 123H183V122ZM188 121V122H187ZM218 121V122H217ZM221 121V122H220ZM262 121V122H261ZM34 122V124H31V123H33ZM37 124H36V123ZM168 122V121H167ZM174 122V123H173ZM202 122V123H201ZM227 122H228V124H227ZM241 122V123H240ZM247 122V123H246ZM253 122V123H252ZM16 124V125H18V127L16 126H14V128H16V130L13 128V133L11 132L10 133V131L9 132H7L6 131V128H2L1 130H0V137H1V139L3 138V140L4 139H6V141L4 140H1V141H3L2 143H4V142H6V143H4V144H6V145H8L7 143H9V146H8V150L6 151L5 149H7V147H6V145H5V149L3 150V149H1L0 151L2 152V151H6V152H8V151H10V149L13 151V149L12 148H14V146H15V149H16V151H13V153H14V155L12 154V151H10L11 152V154H12V156H15V155H17V156H22V157H20L21 159L25 156V153H28V151H29V153H31L32 152V149L34 148V146H37V148H38V145L36 144V141H39L35 136H34V138L35 139H37V140H33V141H31L33 138V136L29 133V134H27L26 132H30L29 131V129H31L29 126H28V129H26V127L24 128L22 125H20L21 123H19V124ZM171 123H172V125H171ZM188 123H190L192 126H194V127H192L190 124H188ZM194 125H193V124ZM198 123V124H197ZM41 124V125H40ZM174 124H175V126H174ZM185 124H187V126H185ZM220 124H221V126H220ZM234 124V126H232ZM240 124V125H239ZM251 124H253V125H251ZM44 125V126H43ZM180 125V126H179ZM196 125V126H195ZM215 125V126H214ZM218 125V126H217ZM223 125V126H222ZM226 125V126H225ZM251 125V126H250ZM21 127V129L19 130V128ZM39 126V127H38ZM183 126V127H182ZM198 126V127H197ZM200 126H201V128H200ZM207 126V127H206ZM238 126V127H237ZM242 126V127H241ZM40 127H42V129L40 128ZM102 127V126H101ZM171 127H173L172 129H170ZM182 129H181V128ZM190 127V128H189ZM192 127V128H191ZM215 127V128H214ZM218 127V128H217ZM237 127V128H236ZM251 127V128H250ZM34 128H36L35 130L36 131H39V130H42V131H39L40 132V134L37 132V133H35L36 131L34 130ZM38 128H40V129H38ZM102 128H104V127H102ZM175 128V129H174ZM186 128V129H185ZM196 128V129H195ZM200 128V129H199ZM247 128V129H246ZM249 128H250V130H249ZM260 128V129H259ZM113 129V130H112ZM117 129V128H116ZM189 130V133H188V130ZM192 129V130H191ZM198 129V130H197ZM219 129V130H218ZM223 131H222V130ZM245 129V130H244ZM253 129H255V131L253 130ZM111 130H112V132H113V134L111 133ZM175 130V131H174ZM177 130V131H176ZM195 130V131H194ZM201 130V131H200ZM206 130V131H205ZM212 130V131H211ZM213 130H214V133H213ZM216 130V131H215ZM225 130V131H224ZM259 130V131H258ZM35 131V132H34ZM103 131H104V129H103ZM118 131V132H117ZM181 131V132H180ZM206 133H205V132ZM229 131V132H228ZM251 131V132H250ZM254 131V132H253ZM16 132V133H15ZM23 132V133H22ZM34 134H33V133ZM120 132V133H119ZM124 132H126V133H124ZM176 132H179V133H176ZM184 132V133H183ZM202 132V133H201ZM222 132V133H221ZM225 132H227L228 134H229V136H228V134L227 133H225ZM231 132V133H230ZM245 132V133H244ZM24 133H26V135H29V136H26L27 138L29 137L30 139L29 140H26L25 139V142L24 141H21V145H19L20 143H17V145H13L14 143L16 144V142H18V141H20V139L18 140V138H20V136L23 138V140H24V138H25V136H24ZM174 133H176V135L174 134ZM198 133V134H197ZM221 133V134H220ZM240 135H239V134ZM254 133V134H253ZM258 133V134H257ZM18 135V137H17V135ZM19 134H23V135H19ZM106 134V133H105ZM106 134V135H107ZM120 134V135H119ZM128 134H129V132H128ZM132 134V135H133ZM145 134V135H144ZM188 134H191L190 136L188 135ZM226 134V135H225ZM233 134V135H232ZM242 134V135H241ZM245 134V135H244ZM246 134H247V136H246ZM14 135V136H13ZM32 137H31V136ZM120 137H119V136ZM121 135H124V138H122V136ZM130 135H131V133H130ZM143 137V138H141V136ZM144 135V136H143ZM184 135V136H183ZM201 135V136H200ZM210 135V136H209ZM12 136L13 137H17V138H12ZM129 139V137H130V143H132V145L129 143V144H127V142L124 140V139H126V137ZM129 136V137H128ZM188 136V137H187ZM203 136V137H202ZM218 136H219V138H218ZM250 136V137H249ZM256 136V137H255ZM44 137V136H43ZM117 137V138H116ZM167 137V138H166ZM198 139H197V138ZM201 137V138H200ZM217 137V138H216ZM227 137V138H226ZM243 137V138H242ZM118 138H120V140L122 141H120ZM136 138H139V139H136ZM183 138V139H182ZM186 138H187V140H186ZM199 138H200V140H199ZM223 138V139H222ZM253 138V139H252ZM13 139H17V141H15V140H13ZM118 139V140H117ZM180 139V140H179ZM203 139V140H202ZM205 139V140H204ZM208 139V140H207ZM221 139V140H220ZM238 139H240V140H238ZM22 140V139H21ZM134 140L136 141V142H134ZM174 140H175V142H174ZM181 140H183V142L181 141ZM218 140H219V142H218ZM237 140V141H236ZM245 140V141H244ZM0 141V142H1ZM11 141H13V142H11ZM27 141V142H26ZM125 141V142H124ZM133 141V142H132ZM153 143H155V144H153ZM156 141V142H155ZM179 141V142H178ZM182 143H181V142ZM185 141V142H184ZM187 141V142H186ZM199 143H198V142ZM221 141V142H220ZM234 141H235V143H234ZM157 142H159L158 144H157ZM189 142V143H188ZM215 142V143H214ZM218 142V143H217ZM259 142V143H258ZM11 143H12V145H11ZM23 143V144H22ZM31 143V144H30ZM33 143H35V144H33ZM92 144H90V143H88L87 144V146H89V147H92V145L94 146V143L93 142H91ZM135 143V144H134ZM152 143V144H151ZM179 143V144H178ZM211 143H212V145H211ZM29 144V145H28ZM33 144V147L31 146ZM38 144H40V141H39V143ZM86 144V143H85ZM133 144H134V147H133ZM177 144V145H176ZM189 146H188V145ZM218 144V146H216ZM234 144V145H233ZM26 145H28V146H30L29 147V149L31 150V152H30V150H26L25 148H24V150H23V147H28V146H26ZM119 145V146H118ZM125 145V146H124ZM159 145V146H158ZM179 145V146H178ZM181 145V146H180ZM187 145V146H186ZM223 145V146H222ZM236 145V146H235ZM192 146H194V147H192ZM226 147V148H220V147ZM240 146H241V148H240ZM247 146V147H246ZM19 147V148H18ZM125 147H127V148H125ZM131 147H132V149L133 148H135L134 150H132L131 149ZM139 148V151H138V148ZM176 147V148H175ZM177 147H178V150H177ZM181 147V148H180ZM186 147V148H185ZM190 147V148H189ZM231 147V148H230ZM233 147V148H232ZM10 148V149H9ZM17 148H18V150H17ZM32 148V149H31ZM115 148V149H116ZM142 148V149H141ZM155 148V149H154ZM164 148V149H163ZM221 150H220V149ZM227 148H228V150H227ZM235 148V149H234ZM245 148H247V150L245 149ZM249 148V149H248ZM28 149V148H27ZM34 149H36V147L34 148ZM82 149H84V147L82 148ZM81 148H79L78 150L81 152V150H82ZM144 149V150H143ZM187 149V150H186ZM191 149V150H190ZM219 149V150H218ZM225 149V150H224ZM234 149V150H233ZM239 149V150H238ZM78 150H76V151H78ZM152 150V151H151ZM156 150H157V152H156ZM183 150V151H182ZM190 150V152L188 153V151ZM227 150V151H226ZM236 150V151H235ZM251 150V151H250ZM23 151H24V153H23ZM142 152V154H141V152ZM167 151V152H166ZM173 151V152H172ZM184 151H186L185 153H184ZM217 151V152H216ZM220 151V152H219ZM246 151V152H245ZM90 152H92L91 150H85V152L84 153H90ZM137 152V153H136ZM154 152V155L152 154ZM157 154H156V153ZM200 152H202V154L200 153ZM226 154H225V153ZM229 154H228V153ZM20 153H23L24 155H20ZM78 153V152H77ZM146 153V154H145ZM173 153H176V155L174 156L173 155ZM194 153V154H193ZM223 153V154H222ZM151 154L153 155V157L151 156ZM156 154V155H155ZM167 154H169V155H167ZM188 154H189V156H188ZM190 154H192V155H190ZM200 154V155H199ZM222 154V155H221ZM246 154V155H245ZM124 155V156H123ZM140 155V156H139ZM181 155V156H180ZM186 155V156H185ZM195 155V156H194ZM203 155V156H202ZM212 155H213V157H212ZM215 155V156H214ZM226 155V156H225ZM233 155V156H232ZM17 156H15L17 159H19V157H17ZM129 156L131 157V158H129ZM177 156V157H176ZM185 158H184V157ZM189 157V159H188V157ZM191 156V157H190ZM200 156V157H199ZM217 156V157H216ZM243 156V157H242ZM133 157V158H132ZM143 157V158H142ZM156 157H157V159H156ZM174 157V158H173ZM180 157H181V159H180ZM196 158L195 160L193 159V158ZM215 157V158H214ZM260 157V158H259ZM53 158L54 157H52L51 159L53 160ZM120 159H122L121 158V156L119 157ZM119 158H116V159H112V163H116L115 162V160H120ZM142 158V159H141ZM184 158V159H183ZM21 159H19V161H21ZM131 159V160H130ZM155 159V160H154ZM173 159H174V161H173ZM175 159H177V160H175ZM188 159V160H187ZM63 160L65 161V160H68L67 161V163H66V161L65 162H63ZM127 160V161H128ZM134 162H133V161ZM137 160V161H136ZM138 160H140L139 162H138ZM184 160V162H182ZM193 160V161H192ZM197 160V161H196ZM18 161V160H17ZM17 161H16V159H15V162L17 163ZM59 161H56L55 163L57 164H60L59 163ZM132 161V162H131ZM153 161V162H152ZM167 161H171V163H172V165L174 164V168H173V166H171L172 168H170V166H168L167 165ZM176 161V162H175ZM190 161H192L191 163H190ZM199 161V162H198ZM203 161V162H202ZM213 161H214V163H213ZM0 162L2 163V161L0 160ZM51 162V164L53 163L52 161H50ZM49 162V163H50ZM161 162V163H160ZM196 162V163H195ZM201 162H202V164H201ZM209 162V163H208ZM41 161H38V163H37V167H39L40 165H41ZM63 163L65 164L66 163V165H63ZM112 163H110V164H112ZM131 163V164H130ZM133 163H135V164H133ZM147 163V164H146ZM178 163H179V165H178ZM183 163H184V165H183ZM193 163V164H192ZM194 163H195V166H194ZM200 163V164H199ZM207 163V164H206ZM56 164H53L54 165V167H56ZM97 164V163H96ZM139 164V165H138ZM141 164V165H140ZM189 164L191 165V166H189ZM29 165V163H26L24 166H28ZM132 165L134 166V167H132ZM178 165V166H177ZM186 165V166H185ZM58 166V165H57ZM61 166V165H60ZM65 166V167H64ZM127 166H131V168L129 167V168H127ZM149 166V167H148ZM185 168H184V167ZM215 166V167H214ZM73 167H74V169H73ZM164 167V168H163ZM175 167H176V169H175ZM195 167V168H194ZM198 167V168H197ZM203 167H204V169H203ZM207 167V168H206ZM209 167V168H208ZM63 168H65V170L63 169ZM120 168V169H119ZM135 168V169H134ZM149 168H151V169H149ZM189 168V169H188ZM194 168V169H193ZM73 169V170H72ZM124 171H123V170ZM128 170L129 169V171L127 172L126 170ZM132 169H134V170H131ZM143 171H141V170ZM154 169V170H153ZM172 169V170H171ZM174 169V170H173ZM184 170V173H183V170ZM185 169H187V170H185ZM192 169V170H191ZM197 169V170H196ZM203 169V171L201 172V170ZM71 170H72V172H71ZM122 170V171H121ZM135 170H136V172H135ZM149 170H151V171H149ZM190 170V171H189ZM194 170V171H193ZM68 171H67V173H68ZM74 171V172H73ZM82 171V172H81ZM89 171V172H88ZM99 171V172H98ZM111 171V172H110ZM120 171V172H119ZM141 171V172H140ZM145 171V172H144ZM174 171H176V172H174ZM178 171V172H177ZM180 171V172H179ZM193 171V172H192ZM195 171H197L195 174H194V172ZM214 171V172H213ZM76 172V173H75ZM114 172L115 173H117V174H114ZM123 172V173H122ZM152 172H154V173H152ZM171 172V173H170ZM201 172V173H200ZM75 173V174H74ZM96 173H98V176H97V174ZM105 173V175L107 174L106 173V171L104 172ZM135 173V174H134ZM144 173V174H143ZM178 173V174H177ZM75 175L74 177L73 176H71V175ZM100 174V175H99ZM119 174V175H118ZM128 174V175H127ZM129 174H131V175H129ZM137 174H139V175H137ZM145 174H147L146 176H144ZM149 174H152L151 176L149 175ZM184 174V175H183ZM193 174V176H191L190 177V175H192ZM88 175V176H87ZM117 175V176H116ZM122 175V176H121ZM126 177H125V176ZM132 175H134V178H133V176ZM141 175L144 177H142L141 178ZM85 176H87L86 178H90L89 180H87L86 178H85ZM99 176H101V178L99 177ZM109 176H111V177H109ZM122 178V179H120V177ZM137 176V177H136ZM147 176H149V177H147ZM152 176H153V178H152ZM167 176V177H166ZM76 177H77V179H76ZM92 177V178H91ZM109 177V178H108ZM112 177H115V179L113 180V178ZM125 177V178H124ZM71 178V179H70ZM78 178H80V179H78ZM112 178V179H111ZM148 178V179H147ZM85 180V181H81L80 182V180ZM97 179V180H96ZM102 179V180H101ZM111 179V180H110ZM120 179V181L118 182V180ZM125 181H124V180ZM127 179H128V181H127ZM155 179V180H154ZM69 180H71V181H69ZM101 182V184H100V182ZM121 180H123V181H121ZM152 180H153V184L154 185H152L151 183H152ZM159 182H158V181ZM163 180H164V182H163ZM180 180V181H179ZM62 181H64V180H62ZM62 181H61V183H62ZM97 181V182H96ZM103 181V182H102ZM113 181V183L111 184V182ZM117 181V182H116ZM163 183H162V182ZM70 182H75L76 184H74V183H72L71 185H73L74 184V186H72V188L74 187V189H72V188H70V189H72V190H70V189H67V188H69L71 185H69L70 184ZM119 183V185L120 186H118L117 184H116V186L114 187V183ZM151 182V183H150ZM195 182V183H194ZM67 183V184H66ZM69 183V184H68ZM121 183V184H120ZM162 185H161V184ZM180 183V184H179ZM201 183V184H200ZM206 183H215V188L213 189V190H211L210 192H206L205 190H203L202 189V186H204ZM107 184V185H106ZM111 184V185H110ZM147 184H149L148 186H146ZM158 184V185H157ZM177 184V185H176ZM62 185V186H61ZM67 185H69V186H67V188H64V187H66ZM82 186V187H80V186ZM111 186L109 189H108V187L109 186ZM184 185H185V187H184ZM78 186H79V188H78ZM107 186V187H106ZM138 186V188L140 187V189H136V187ZM161 186H162V188H161ZM93 187V188H92ZM142 187V188H141ZM150 187V188H149ZM182 187V188H181ZM60 188H62V189H60ZM66 190V191H64V189ZM88 188V189H87ZM107 188V189H106ZM118 188H119V190H118ZM121 188V189H120ZM131 188V189H130ZM136 189V191H135V189ZM158 188H159V190H158ZM166 190H165V189ZM178 188V189H177ZM182 190H180V189ZM98 190V192L96 193L95 192V190ZM104 190V191H107V192H105V194H101V191L100 190ZM106 189V190H105ZM116 189H117V191H116ZM147 189V190H146ZM155 189V190H154ZM175 189V190H174ZM188 189V190H187ZM84 190V191H83ZM109 190V191H108ZM113 190H114V192H113ZM130 190V191H129ZM142 190V191H141ZM160 191V192H155V191ZM164 190V191H163ZM172 190H174V191H178V193H176V192H174V191H171ZM62 191V192H61ZM72 193H71V192ZM88 191L90 192V193H88ZM104 191H103V193H104ZM116 191V192H115ZM137 191H138V193H137ZM170 191V192H169ZM94 194H93V193ZM110 192V193H109ZM111 192H112V194H111ZM121 192H122V194H121ZM165 192V193H164ZM71 193V194H70ZM92 193V194H91ZM123 193H125V196H123L124 194ZM158 193H160V194H158ZM170 193H172V194H170ZM174 193H175V195H174ZM73 194H75V193H73ZM98 194H101V196L100 195H98ZM120 195L119 197H116V196H118V195ZM133 194V195H132ZM136 194H137V197H136ZM156 194H158V196L156 195ZM176 194H177V196H179V197H177L176 196ZM181 194V195H180ZM104 195V196H103ZM127 195V196H126ZM131 195V196H130ZM154 195H156V196H154ZM162 195H164V196H162ZM167 195V197H165ZM169 195V196H168ZM217 195V196H216ZM53 196V195H52ZM61 196V197H62ZM94 196V197H93ZM111 196H113V197H111ZM154 196V197H153ZM172 196V197H171ZM176 198H175V197ZM200 196V197H199ZM219 196V197H218ZM50 197H51V195H50ZM62 197V198H63ZM89 197H92L94 200H92L93 201V203L91 202V201H89ZM97 197V198H96ZM100 197V198H99ZM116 197V198H115ZM123 197V198H122ZM171 197V198H170ZM91 198V199H92ZM99 198V199H98ZM118 198V199H117ZM120 198V199H119ZM132 198V199H131ZM138 198V199H137ZM151 199V200H147V199ZM185 198V199H184ZM48 199L50 200V201H48ZM111 199H112V201H111ZM122 199V200H121ZM126 199V200H125ZM168 199H171V201L169 200V201H167ZM181 199V200H180ZM182 199H184L185 201H187V202H185V204H184V202H183V200ZM189 200V202H188V200ZM241 199V200H240ZM73 200V201H72ZM117 200H118V202H117ZM123 200H124V202H123ZM133 200V202H131ZM139 200V201H138ZM141 200V201H140ZM164 200V201H163ZM191 200H194V201H192V203H191ZM89 201V202H88ZM96 201V202H95ZM121 201V202H120ZM138 201V202H137ZM143 201H145V202H143ZM148 201V202H147ZM154 201H156V202H154ZM175 201V202H174ZM180 203H178V202ZM182 201V202H181ZM196 201V202H195ZM238 201V202H237ZM57 202V203H56ZM74 202V203H73ZM80 202H81V205L82 204H86V206H85V208H87V209H83V208H81L80 209V207H84V206H81V205H79L80 204ZM91 202V203H90ZM95 202V203H94ZM98 202V203H97ZM99 202H101V205H103V202H104V207H106V205H108L107 206V209H106V211H107V213H106V211H103V210H105L104 209V207L102 208L101 207V205H95V206H92V204L94 205V204H99ZM112 202V203H111ZM120 202V203H119ZM135 202V203H134ZM152 202H153V204H152ZM158 202H160V203H158ZM172 202V203H171ZM195 202V203H194ZM72 203H73V205H72ZM105 203H106V205H105ZM108 203V204H107ZM120 205H119V204ZM122 203V204H121ZM125 203V204H124ZM129 203H130V205H129ZM136 204V205H134V204ZM167 203V204H166ZM171 205H170V204ZM176 203V204H175ZM199 203V204H198ZM38 204H36V205H34L33 207L34 208H36L37 206H38ZM57 204H59V205H57ZM78 204V205H77ZM89 204H91V209L90 208H88V206H89ZM110 204V205H109ZM112 204H115V205H112ZM123 204L124 205H128V210L130 209V208H134V206L136 207V208H140V209H137V210H135L134 211V209H136V208H132L133 209V211H134V213L130 210L129 212H126L127 211V209L125 208L126 206H123ZM132 204V205H131ZM162 204V205H161ZM166 204V205H165ZM183 204V205H182ZM187 204V205H186ZM198 204V205H197ZM77 205V206H76ZM111 205H112V207H111ZM134 205V206H133ZM140 205V206H139ZM143 205H144V207H143ZM147 205H148V208H147ZM154 205V206H153ZM161 205V206H160ZM169 205V206H168ZM176 205V206H175ZM190 205V206H189ZM207 205V206H206ZM66 206V207H65ZM99 206V207H98ZM114 206H116V208L114 207ZM121 206V207H120ZM123 206V207H122ZM166 206H167V208H166ZM175 206V207H174ZM21 207H22V209H21ZM39 207L38 208H36L35 209V211L37 210H39L38 212H40V209H39ZM78 207V208H77ZM94 207V208H93ZM96 207H98V208H96ZM100 207H101V209H100ZM117 207H118V209H117ZM130 207V208H129ZM153 209H152V208ZM160 207V208H159ZM179 207H181V209L179 208ZM208 207V208H207ZM73 208V209H72ZM75 208H77V210L75 209ZM110 208V210H108ZM111 208H112V210H111ZM115 208V209H114ZM162 208V209H161ZM172 208H173V211H172ZM175 208H177V209H175ZM189 208V209H188ZM66 209V210H65ZM71 209V210H70ZM95 209H99V210H95ZM125 209H126V211H125ZM155 209V210H154ZM163 210V209H165L164 211H160L161 213H158L159 215L160 214H162V216L160 215H156L157 214V211L156 210ZM188 210V213H185L184 212V210ZM209 209V210H208ZM48 210H51V211H49V212H47ZM82 210L85 212L84 214H83V212H82ZM119 212H118V211ZM152 210V211H151ZM156 211V213L154 214V211ZM176 210V211H175ZM186 210V211H187ZM62 211H63V213H62ZM70 211V213H67V212H69ZM80 211V212H79ZM89 211H94V212H89ZM108 211H109V213L110 212H112V213H108ZM121 211V212H120ZM181 211V212H180ZM190 211V212H189ZM192 211V212H191ZM207 211V212H206ZM217 211V212H216ZM257 211V212H256ZM263 213H262V212ZM29 212V213H28ZM47 212V213H46ZM54 212H56V213H54ZM72 212V213H71ZM73 212H74V214H73ZM90 213V215H92L91 216V218H90V215H88V213ZM102 212H103V214H102ZM114 212V213H113ZM122 212H124V214H126V215H124ZM145 212V213H144ZM152 212V213H151ZM159 212V211H158ZM162 212H164V213H162ZM176 212H180V213H176ZM261 212V213H260ZM51 213H53V215L55 216H51V218H52V220H51V218L49 217L50 216V214ZM60 213L62 214V215H64V213H65V218L67 219V216L69 217V216H71V219H70V217L68 218V219H70V220H72L71 222L67 219H65L62 215H60ZM76 213H78V215L76 214ZM98 213H100L98 216L99 217H97V214ZM119 213H121V214H119ZM128 213H131V214H128ZM134 215H133V214ZM175 213V214H174ZM18 216H17V215ZM39 214V213H38ZM58 214H59V216H58ZM67 214H69V215H67ZM70 214H73V215H77L75 218L73 217L72 218V215H70ZM81 214H83V215H85V214H87V215H85L86 217L84 218V216L83 215H81ZM106 214V215H105ZM107 214H108V218H107ZM117 214L119 215V216H117ZM154 214V215H153ZM169 214H170V216H169ZM179 214H182L181 216L182 217H180V215ZM183 214H185L184 216H186L185 218H184V216H183ZM193 214V215H192ZM195 214V215H194ZM2 215V216H1ZM67 215V216H66ZM80 215V216H79ZM94 215H96V219H97V221H98V223L96 224L95 222H97L96 220H95V216ZM103 215H105V217H106V219L107 220H109V221H106V219L104 220V218L105 217H103L102 218V216ZM125 216V217H123V216ZM131 215V216H130ZM154 216L153 218L155 219H153L152 218V216ZM175 215V216H174ZM193 217H192V216ZM199 215V216H198ZM17 216V217H16ZM79 216V217H78ZM82 216H83V218H82ZM88 216H89V219L91 220V221H88L86 218H88ZM110 216H112V217H110ZM141 216H142V218H141ZM149 216V217H148ZM157 216H159L160 218L159 219H161V217H162V219H163V223L162 222H160V221H158V222H160L161 223V225H164V226H161V227H158V228H154V229H152V227H149V225H151V226H153V224L155 225V221L156 220H159V219H156L157 218ZM178 216H179V218H178ZM259 216H260V218H259ZM262 216V217H261ZM48 217V218H47ZM59 218V217H63L64 218V220H63V218H62V220L65 222V221H67V223L68 222H70V225H69V223L67 224L66 223V225L65 224H63L64 222H62V220L60 221V220H58L57 218ZM94 217V219H92ZM102 218V220H101V218ZM173 217V218H172ZM177 217V218H176ZM190 217V218H189ZM209 217V218H208ZM45 218V219H44ZM50 218V219H49ZM55 218V219H54ZM79 218V219H78ZM99 218H100V222L101 221H103V223H106V224H103V223H100L99 222ZM121 218V219H120ZM126 218V219H125ZM134 218H136V219H134ZM138 218H139V220H138ZM147 218V219H146ZM176 218V219H175ZM184 220H183V219ZM205 218V219H204ZM1 219H0V222H1ZM6 219V220H5ZM10 219V220H11ZM50 221H54L55 220V222H57L56 224H55V226L54 227H56V230L55 229H53L54 227H52V224H54L53 222H50ZM60 219V218H59ZM78 219V220H77ZM82 219H85V223H84V220L82 221ZM131 219H133V220H131ZM143 219V220H142ZM149 219H151V220H149ZM162 219H161V221H162ZM172 219H174V220H172ZM178 219H180V220H178ZM188 219V220H187ZM191 219V220H190ZM201 219V220H200ZM218 219V220H217ZM260 219V220H259ZM262 219V220H261ZM47 220V221H46ZM58 220V221H57ZM82 222H81V221ZM95 220V221H94ZM114 220V221H113ZM117 220V221H116ZM170 221L169 223L170 224H167L168 222L167 221ZM171 220L172 221H174V222H171ZM31 221V222H30ZM44 221H46L45 223H44ZM75 221H76V223H75ZM86 221H87V224H86ZM93 221H94V223L96 224V225H94V223H93ZM105 221V222H104ZM185 221H186V224H185ZM187 221H189L188 223H187ZM204 221V222H203ZM229 221V222H228ZM258 221V222H257ZM28 223L27 225L25 224V223ZM37 222V221H36ZM58 222H59V225L57 226V224H58ZM62 223V225H61V223ZM74 222V223H73ZM90 222H91V224H93L94 225V227L92 226V225H90ZM107 222H108V224H107ZM120 222V223H119ZM131 222V223H130ZM157 222V221H156ZM157 222V223H158ZM166 222V225L164 224ZM181 222H184V224L182 225V223ZM33 225H32V224ZM52 223V224H51ZM71 223H73V225H76V226H73ZM81 224L80 225V229H79V227H77V226H79V224ZM84 223V224H83ZM88 223H89V225H90V227L92 228V229H90L89 228V226H88ZM116 223V227H114L115 224ZM147 223H149V224H147ZM152 223V224H151ZM180 223H181V225H180ZM255 223H256V225H255ZM6 224V225H5ZM24 224V225H23ZM51 226H50V225ZM112 224H113V226H112ZM130 224H132V225H130ZM134 224H136V225H134ZM137 224H139V225H137ZM174 224V225H173ZM193 224L195 225V226H193ZM258 224V225H257ZM261 224V225H260ZM42 225V226H43ZM60 225H61V227H63V229L61 228V230H60ZM69 225V226H68ZM109 226V227H107V226ZM130 225V226H129ZM158 225H160L159 223L158 224H156V227L158 226ZM168 225V226H167ZM169 225H173V226H176V227H173V226H171V227H169ZM178 225V226H177ZM210 225V226H209ZM260 225V226H259ZM24 226H26L25 227V230H24ZM64 226H66V230L68 229V231H66L65 233L63 232V230L65 231V228H64ZM96 226V227H95ZM98 226V227H97ZM123 226H124V228H123ZM133 226V227H132ZM136 226V227H135ZM140 226H142V227H140ZM179 226H181V227H179ZM193 226V227H192ZM31 227V228H30ZM52 227V228H51ZM118 227V228H117ZM121 227V229H122V231L124 232L123 234H126V235H122V234H120V233H122V231H121V229H119ZM149 227V228H148ZM164 227V228H163ZM168 227V229H166ZM179 227V228H178ZM185 227H187L186 229H184ZM199 227V228H198ZM210 227V228H209ZM256 227V228H255ZM261 227V228H260ZM6 228V229H5ZM13 228V229H12ZM23 228V229H22ZM48 228H49V230H48ZM53 231H57L56 232V234H55V232L53 233V232H51L52 230ZM71 228H73V229H71ZM129 228H131V229H129ZM146 230H145V229ZM159 228H161L160 230H159ZM171 228H173V229H171ZM176 228H178V230L181 228V231H177V229ZM203 228V229H202ZM206 228V229H205ZM10 229H12L13 231H14V229H15V233H14V235H13V231L12 230H10ZM46 229V230H45ZM58 229V230H57ZM76 229V230H75ZM77 229H78V231H77ZM88 229L90 230V231H88ZM110 229H112L113 231L111 232H107V231H109ZM115 229V230H114ZM117 229V230H116ZM119 229V230H118ZM129 229V230H128ZM133 229V230H132ZM144 231H143V230ZM175 229H176V231H177V234H176V232H175ZM193 229V230H192ZM7 232H6V231ZM18 230H19V232L21 233V234H18L19 232H18ZM31 230V231H30ZM45 231V234H43L42 233V231ZM48 230V232H46ZM80 230H82V231H84V232H86V233H84V232H81ZM93 230V231H92ZM96 230V231H95ZM128 230V231H127ZM151 230V232H149V231ZM199 230V231H198ZM205 230V231H204ZM243 230V231H242ZM262 230V231H261ZM23 231H25V232H23ZM31 232V233H28V232ZM34 231V232H33ZM41 231V232H40ZM58 231H60L59 233L61 234V236L60 237H58V236H56V235H58ZM61 231L63 232V233H61ZM69 231H71L70 233H74V235L73 234H70V233H67V232H69ZM73 231V232H72ZM76 231V232H75ZM98 232V233H96L95 234V232ZM115 231V232H114ZM116 231H118L117 233H116ZM131 231V232H130ZM143 231V232H142ZM161 231V232H160ZM166 231V232H165ZM173 231V232H172ZM202 231V232H201ZM209 232V233H207V232ZM257 233H256V232ZM11 232V233H10ZM51 232V233H50ZM80 232V233H79ZM87 232H88V235H87ZM92 232H94V233H92ZM127 232V233H126ZM136 232V233H135ZM140 232V233H139ZM146 232H147V234H146ZM148 232H149V235H151V236H149L148 235ZM156 232H157V234H156ZM196 232V233H195ZM238 232V233H237ZM262 232V233H261ZM23 233H26V234H23ZM32 233H34L35 234V236H34V234H32ZM38 233V232H37ZM47 233H48V235H49V237H50V235L52 236L53 235V238H45V237H47L48 235H47ZM75 233H76V236L78 235V237H77V239L79 238L80 239V241H75L73 238H75L76 236H75ZM78 233V234H77ZM84 234V235H87V236H84V235H81V234ZM92 233V234H91ZM110 233H116V234H110ZM133 233V234H132ZM143 233V234H142ZM160 233V234H159ZM179 233H181V235L184 237V236H186V237H182L181 239H179L178 237H180V234ZM3 234V235H2ZM32 234V235H31ZM42 234H43V236H45V237H42ZM72 235V238L70 237V235ZM80 234V235H79ZM91 234V235H90ZM95 234V235H94ZM109 234H110V236L111 237H109ZM129 234V235H128ZM137 234V235H136ZM171 234L172 235H177V237L176 238H172V236H171ZM198 234V235H197ZM212 234V235H211ZM231 234V235H230ZM7 235V236H6ZM19 235V236H18ZM47 235V236H46ZM54 235H55V237H54ZM62 235H66V236H63L62 237ZM68 235H69V238H68ZM159 235V236H158ZM179 235V236H178ZM199 237V240L198 241H202V240H204L202 243H200V242H198L199 244H201L200 246H198L199 244L197 243V244H195L194 245V242L192 241L193 239L196 241L198 238H196L197 236ZM200 235V236H199ZM206 235V237H204ZM212 236V237H210V236ZM254 235V236H253ZM262 235V236H261ZM15 236H16V238H15ZM74 236V237H73ZM82 236H84L85 237V239L89 236V239L87 238V240L85 241V239H83L84 237H81ZM93 236H94V238H93ZM112 236H114V237H112ZM117 236V237H116ZM128 236V238H126ZM169 236H171V237H169ZM236 236V237H235ZM258 236V237H257ZM11 237H13V238H11ZM56 237H58V239H59V241L57 240V241H55L57 238ZM64 237H66L67 239H71L70 241L72 242V244H68V242L70 243V241H67V239L66 238H64ZM100 237V236H99ZM132 237H134V238H132ZM143 237V238H142ZM153 237V238H152ZM168 237H169V239H168ZM173 237H175V236H173ZM210 237V238H209ZM239 237V238H238ZM43 238H45V239H43ZM63 238V240L64 239H66V240H64V243H66V245H68V247L71 245V246H73L74 244H77V246L79 245V250H78V248H76V252L78 253V255H77V253L76 252H74V249H75V247H77L76 245H75V247L73 248V253H75L76 254V256H78L77 258H76V256L73 254L72 255V252H71V250H70V248H72V247H70V248H68L69 250H70V252H69V250H67V251H65V253H66V255L67 256H69L68 257V259L66 258V260L68 261V263H67V261H65L64 259H65V255H64V257H63V252H64V250H66V245L64 246V245H62L63 243V241L61 242V239ZM92 238V239H91ZM111 238V239H110ZM114 238V240H112ZM125 240H124V239ZM156 240H155V239ZM170 238L172 239L171 241L173 242V239H174V242H176L174 245H176L175 247L171 244L170 245V243H169V246H170V250L169 249H167L169 246L167 245V243L166 242H168L167 241V239L168 240H170ZM178 238V239H177ZM200 238H201V240H200ZM204 238V239H203ZM212 238V239H211ZM214 238V239H213ZM10 239H13V240H11V242L9 241ZM47 239V240H46ZM50 239V240H49ZM52 239V240H51ZM53 239H54V241L56 242V243H54V241H53ZM90 239H91V241H90ZM118 239H120L119 240V242L118 241H116V240H118ZM143 239V240H142ZM145 239V240H144ZM148 239V240H147ZM209 239H210V241H209ZM234 239V240H233ZM41 240H43V241H41ZM81 240H84V241H81ZM93 240V241H92ZM99 240V241H98ZM101 240V241H100ZM102 240H103V242H106V243H103L102 242ZM128 241V243H127V241ZM132 240V241H131ZM134 240V241H133ZM135 240H137V242L135 241ZM139 240L141 241V242H143L144 243V241H145V245H149V246H151L152 245V248L151 249H153V243H154V240H155V242L157 243L158 242V246L160 247L159 249H162L161 251H159V249L157 250V252H159V254L161 255V258H163L162 259V261H161V263L159 262H155V261H157L158 259H159V257L158 256H156V257H153V256H151L152 255V253L151 254H149V252L147 251V249L149 248V247H147V249L146 250H144V247H143V249L141 248V247H139V248H137L138 246H140V245H142V244H140L139 243ZM176 240V241H175ZM236 240H237V243H235L236 242ZM38 241V242H37ZM48 241H50V242H47ZM52 241H53V243L54 244H52ZM89 241V243H91V242H94L92 245H90L89 243H87ZM123 241V242H122ZM131 241V242H130ZM151 241H153V242H151ZM213 241V242H212ZM235 241V242H234ZM20 242V241H19ZM40 242V243H39ZM58 242H61L60 243V245L62 246H60L59 244L57 245V243ZM85 242V243H84ZM119 244H118V243ZM125 242V243H124ZM147 242V243H146ZM151 243V244H149V243ZM170 242V241H169ZM193 242V243H192ZM205 242V243H204ZM210 242V243H209ZM12 243V244H11ZM87 243V246H86V248H85V244ZM127 243V244H126ZM9 244V245H8ZM46 245V246H44V245ZM117 244V245H116ZM121 244V245H120ZM126 244V245H125ZM129 244H130V246H129ZM164 244H166L168 247H164V246H166V245H164ZM190 244V245H191ZM56 245V246H55ZM90 245V246H89ZM94 245H96V247H94ZM116 245V246H115ZM119 245H120V247H119ZM136 245V246H135ZM236 245V246H235ZM3 246V247H2ZM14 246H15V248H14ZM55 246V247H54ZM64 246V247H63ZM80 246H84L83 248L82 247H80ZM92 246V247H91ZM106 246V247H107ZM134 246L136 247V249H134ZM155 246V248L153 249V250H155L158 246H156V245H154ZM198 246V247H197ZM233 247V248H231V247ZM12 249H11V248ZM94 247V248H93ZM102 247V246H101ZM123 247V248H122ZM171 247H172V249H171ZM241 247V248H240ZM63 248H65V249H63ZM80 248H82L81 250H82V252L84 253L83 255H82V253H80L81 252V250H80ZM98 248V247H97ZM96 248V249H97ZM115 248H117L118 249V251H117V249H115ZM119 248H121L120 250H119ZM128 248V249H127ZM132 248V249H131ZM166 248V249H165ZM237 249V250H235V249ZM85 249H87V253L86 252H84V251H86ZM96 249L92 252V253H95V251H96ZM114 249V250H113ZM130 249V250H129ZM133 249H134V251H133ZM141 249V250H140ZM164 249H165V251H164ZM230 249V250H229ZM232 249H233V251H232ZM13 250H14V252H13ZM45 250V251H44ZM50 250V249H49ZM78 250V251H77ZM122 250V251H121ZM128 250V251H127ZM149 250V249H148ZM172 250V251H171ZM224 252H223V251ZM226 250V251H225ZM229 250V251H228ZM240 250V251H239ZM46 251H47V253H46ZM60 251H62V252H60ZM80 251V252H79ZM114 251V252H113ZM141 251V252H140ZM148 252L147 254H143V252ZM150 251V250H149ZM156 251V250H155ZM171 251V254H173V255H171L169 252ZM240 253H239V252ZM67 252L68 253H71L70 255L69 254H67ZM119 255H117L116 253ZM122 252V253H121ZM126 252V253H125ZM132 254H130V253ZM133 252H134V254H133ZM144 252V253H145ZM166 253V254H164V253ZM173 252V253H172ZM223 252V253H222ZM225 252H227L226 254L227 255H225L224 253ZM228 252H229V254H228ZM236 254H235V253ZM6 253H9V254H6ZM13 253V254H12ZM15 253V254H14ZM21 253V252H20ZM53 257V255H54V259H56V260H58V258H61V257H63V258H61V260L59 259L58 261H55L52 257H50V255ZM64 253V254H65ZM127 253H129V254H127ZM176 253H178L177 255H176ZM231 253V254H230ZM234 253V254H233ZM238 253V254H237ZM2 254V255H1ZM6 254V255H5ZM47 254L49 255V257L47 256ZM81 256H80V255ZM123 256V257H126V258H123V257H121V255ZM124 254V255H123ZM127 254V255H126ZM135 254H137V255H135ZM140 254V255H139ZM149 254V255H148ZM219 254V255H218ZM233 254V255H232ZM85 255H87V258H88V256L91 258H89V260L85 257ZM93 255H97V257L96 256H93ZM111 255H114L113 257L111 256ZM117 255V256H116ZM126 255V256H125ZM134 255V256H133ZM159 255V256H160ZM170 255V256H169ZM238 257H237V256ZM1 256L3 257V256H5L4 258H1ZM51 258L50 260L52 261H49L48 260V258ZM58 256V255H57ZM66 256V257H67ZM71 256V257H70ZM92 256H93V258H97V259H93L92 258ZM129 256V257H128ZM139 256V257H138ZM141 256V257H140ZM143 256V257H142ZM155 256V255H154ZM167 256V257H166ZM173 256V257H172ZM203 256V257H202ZM230 257V258H227V257ZM233 256V257H232ZM9 259H8V258ZM112 257V258H111ZM131 257V258H130ZM158 257V258H157ZM165 257V258H164ZM168 257H171V259H169ZM14 258V259H13ZM71 258V260H73ZM115 258V259H114ZM128 258V259H127ZM140 258V259H139ZM144 260H143V259ZM161 258L159 259V261L161 260ZM168 258V259H167ZM227 258V259H226ZM234 258V259H233ZM6 259V260H5ZM44 259V260H43ZM62 259H63V262H62ZM75 259H74V261H75ZM84 259H86V260H84ZM117 259H118V261H117ZM126 259V260H125ZM135 259V260H134ZM136 259H139V260H137L136 261ZM149 259H151V260H149ZM177 260L176 262H175V260ZM203 259H204V262H203ZM220 260V261H217V260ZM222 259H224V260H222ZM232 261H231V260ZM27 260V259H26ZM29 260V259H28ZM27 260V261H28ZM54 260V261H53ZM78 260V259H77ZM88 260V261H87ZM91 260V261H90ZM96 260L98 261V262H96ZM100 260V261H99ZM134 260V261H133ZM146 260V261H145ZM166 260V261H165ZM214 260H216L217 261V263H216V261H214ZM229 260V261H228ZM242 262H241V261ZM45 263H44V262ZM47 261V262H46ZM49 261V262H48ZM85 261H87V262H85ZM90 261V262H89ZM114 261H115V263H114ZM125 261V262H124ZM143 261H145V262H143ZM149 261H151V262H149ZM164 261V263H162ZM179 261V262H178ZM181 261H183V263L181 262ZM209 261V262H208ZM82 262L81 261H79L78 263L75 261V263H77V264H82ZM124 262V263H123ZM141 262V263H140ZM167 262V263H166ZM208 262V263H207ZM226 262V263H225ZM72 263H73V261H72ZM92 263H90V264H92ZM106 263V264H107ZM187 264V263H186Z\"/></svg>", "mask_w": 264, "mask_h": 264}, {"label": "water", "instance_id": "water-1", "mask_svg": "<svg viewBox=\"0 0 264 264\" xmlns=\"http://www.w3.org/2000/svg\"><path fill=\"white\" fill-rule=\"evenodd\" d=\"M188 1H192V0H188ZM224 0H202V3H201V5L203 6H200V8H195V10L193 11L195 14L196 13H206L208 10H207V8L209 7H217L216 9H218V7L221 5V3L223 2ZM250 8L251 9H253L254 8V11H252L254 14H253V16H252V18H251V20H256V19H258V15L259 14H262V12L264 11V7H260L258 10H256V8H257V6L255 5V4H252L251 3V5H250ZM188 19L190 20V22H192V20L194 19V17H193V13L192 14H190L189 16H188ZM73 30V29H72ZM80 32L79 33H83L84 32V30H82V29H80L79 30ZM84 35V33L83 34H81L80 36L82 37ZM81 37H79V38H81ZM259 45H260V43H258V42H253V41H251V40H249V41H246L244 44H240V45H237V47L235 48L236 49V51L238 52V53H242V52H252V51H254L255 49H259ZM219 56H220V52L217 50V48H215V47H213L212 46V48L209 50V54L206 56V57H208V58H214V59H218L219 58ZM183 59H179V58H177L176 59V63H180V61H182ZM45 62H43L42 64H44ZM175 66V65H174ZM174 66H172L171 68H170V71H169V73H170V75L172 76V75H174L175 73H176V71H177V69H176V67H174ZM198 73L197 74H199V75H201V72H202V70L201 69H199L198 71H197ZM167 78L169 77V74L166 76ZM159 80V79H158ZM162 80V79H161ZM257 86V84H255V87ZM255 89L256 88H254V91H255ZM254 91H252V93H249V96L248 97H254ZM93 92H95V91H93ZM242 98H244V99H246L247 98V96H242ZM263 111H264V109H263ZM262 111V112H263ZM153 116H152V120H151V122L150 123H153V121H155V116H157V110H156V113L154 112V114H152ZM173 155L175 156L176 155V153H173ZM167 165L168 166H170V168H172L171 166H173V168H174V164L172 165V163H171V161H167ZM215 188V183H206L204 186H202V189L203 190H205L206 192L208 191V192H210L211 190H213ZM24 230H25V228H24ZM263 253H264V249L263 250H261V253H259V256H260V258L262 259V260H264V255H263Z\"/></svg>", "mask_w": 264, "mask_h": 264}]
</instances>
